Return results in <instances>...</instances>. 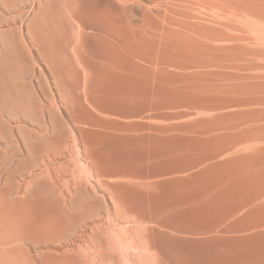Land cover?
Wrapping results in <instances>:
<instances>
[{"label": "rangeland", "instance_id": "obj_1", "mask_svg": "<svg viewBox=\"0 0 264 264\" xmlns=\"http://www.w3.org/2000/svg\"><path fill=\"white\" fill-rule=\"evenodd\" d=\"M46 1L17 0L15 8L7 10L4 6L9 0H0V264H41L43 257H45V262H49L60 253H76L79 255L82 264H235L238 261L237 259L241 260L238 263L242 264L245 257L248 258L252 253H249L251 248H246L248 250L247 253L250 255L245 253L247 251L244 247L246 243L244 245L239 244L243 245L241 249H244V251L241 249L237 250L241 247L237 245L238 242H242H240L241 239L237 242L234 241L235 244H232L233 241L230 244V241L226 240L229 246L225 238L218 237L221 233L224 235V232H220L219 235L216 231L214 234H210L209 237L198 234L193 236L192 234L182 233V228H179L181 227L179 224L176 227L181 233L172 229L173 227L170 225L158 222L160 220L159 189L146 192L135 188L132 178L130 179L128 176L129 171H123L127 168L122 170L127 164L126 160L123 159H128L129 156L126 154L123 158H119L116 152V144L112 138L114 130L111 123L114 117L112 111L109 109L101 111L84 99L81 71L85 66L83 63L82 67L79 56L75 52V48H79L81 43L57 47L41 45L39 47L33 41L32 23L35 17H37L44 5L48 6V8L51 7ZM169 1L171 3L174 2L173 0H130V4L135 7H144L145 5L146 8L154 10L152 21L149 22L147 20L146 23L154 24L157 21L163 23L164 16L162 12H165V16H167L166 12H168L169 16H176L174 20L176 18L178 21L180 20L179 24H192L186 30L188 33L184 31L186 27H184L185 29L183 28L184 30L182 29L184 32L180 31L186 33L184 34V36L186 35L185 39L196 41L199 46H193V42H190V44H193L189 45L187 40L184 42L185 39L180 37L183 34L179 31L172 32L168 30V32L162 30L156 32L155 27H153V42L151 44L153 46L151 50L153 51H151V54L161 49L159 48L161 45L157 43L159 39L165 40L167 36L168 40L171 41L169 42L171 44L168 45L171 46L170 48L168 47V53L173 56L176 52L179 54L182 51V56L184 57H182L184 61L182 67L184 70H191L198 64L195 63L196 61L200 62V66L198 65L194 69L196 71L205 70L212 72L216 84L222 78L226 81L230 79L236 84L240 83L241 86L238 92L241 94L237 93L238 96L234 95L238 100L245 95L250 97L252 95L259 96L263 99L264 88H261L262 92L252 91L254 93H251L246 91L244 87L246 83L249 84L252 81L253 83L264 84V69L260 71L261 65L264 64V56L261 57L264 53L259 51L260 47H257V45L254 47L255 43L253 41L251 43L249 41L244 42L246 37L243 36V33L241 35V32L239 33L245 40L241 37L242 41L239 42L238 30H234L236 33L234 34L233 29H228L227 32L225 28L221 30L212 24L206 25L207 23L202 21L205 17L203 16L205 10L200 4L196 5L198 0L197 2H194V0H179L185 2L182 3L184 4L183 6L179 5L178 0L177 4H169ZM159 2L160 4H162L161 2L167 4L160 5ZM158 4L161 7L164 5L165 7H168V5L174 6L168 7L171 11H165L166 9L161 10ZM191 4L196 5V8L192 7V9L190 7ZM188 9L190 12L194 11L191 13L195 14L199 10L198 13L200 14L201 12L203 14L198 16L199 18L197 19L195 15L198 13L196 12L192 16L187 11ZM179 11L181 13L184 12L181 14ZM186 12L189 13L190 17H185L188 14ZM180 17L181 19L183 17L182 21L178 19ZM141 18L142 16H136L137 22ZM194 19L196 22L199 19L202 21H198L201 23L195 30L192 27L197 25L195 21L194 24ZM170 20L172 21V18ZM183 20L186 21L184 22ZM70 22L73 24L72 20ZM66 23H69L67 19ZM210 27L211 29L214 27L215 30L216 28L219 29L214 31V33V29L211 30V34L217 35L216 32L218 33L221 30L227 34L230 33L229 35L233 33L238 38H234V35V37L229 35L225 37V33H218L222 35H214L212 37L213 35L210 33L206 34L210 32V30H207ZM205 28L207 29L205 30ZM190 29L193 31L191 32ZM200 31H205L203 36ZM198 32H200V35L197 34ZM155 35H158V42L155 40ZM215 37H218L216 39H220L221 42L215 41ZM220 37H223V39ZM229 37L233 38L229 39ZM177 39L179 43L175 42ZM231 39L234 47L240 49L246 47L244 51L241 49V52L239 51L240 49L234 48L231 43L230 48L227 50ZM235 39H238L237 42ZM211 40L215 41V48L218 47V43L220 46L217 49L213 47L211 50L210 44L213 46ZM206 42H209V44L206 45ZM223 42L225 43L223 44ZM153 43L155 44L153 45ZM185 43L186 45H182ZM234 43L238 46H235ZM225 44H228L226 48H224ZM208 45L209 47H207ZM201 46L203 47L201 48ZM156 48L158 49L156 50ZM247 48H249L246 50L247 52L250 51V48L251 52L253 49L256 50L251 54V52L247 53L245 51ZM225 49L228 52L230 51V53H227ZM83 51H86L85 46H83ZM214 51H221L219 52L221 55L217 57L218 53L214 54ZM255 51L257 53L260 52L259 55L262 53V55L259 56ZM208 52L211 56L207 54ZM156 53L154 52L152 55H156ZM192 53H195V55H192L193 61H195L193 62L195 63V65L193 64L194 66L191 65L192 61H189L187 56H185ZM238 53H243L242 55L240 54L242 57L235 55H238ZM200 54L201 56H199ZM223 54L225 59L227 57H229V60L233 59L230 61L225 60L222 58ZM249 55L250 57L254 56L248 58ZM255 55L260 60H257ZM241 58L246 60L244 59L243 61ZM154 59L155 57L153 56ZM207 59L208 61H206ZM236 59L241 62L235 61ZM258 61L261 64H259L260 66L256 64L259 63ZM241 63L248 65V70L245 69V65H242L244 73L248 71V74L247 72L245 74L241 72L243 71L241 70L242 68L240 69ZM237 65L240 66L237 67L238 69L233 68ZM153 66L155 68L154 61ZM228 66L234 75L231 74V71H227L230 70ZM169 67H171L170 64ZM253 67L254 69L257 67L260 72H256L257 69L254 70ZM215 70L216 73L214 74ZM218 70L219 73H217ZM226 71L227 74L225 73ZM236 71L243 73L245 80L243 74H237ZM251 73L253 75L256 74L253 76ZM249 74L254 79L249 76V79L246 80ZM88 82L90 83L92 80L89 79ZM225 88L220 89L221 93L230 90ZM100 96L101 94L98 92L94 96L91 95V98L95 99ZM152 114H154L153 119L158 116V113ZM148 116L150 117L151 114H148ZM93 119L99 121L106 119L108 123L106 122V125H97L92 122ZM48 182L55 189L56 197L54 199L48 196L46 192ZM34 184L39 187V191L35 193L31 191ZM152 194L156 198H153ZM15 200L23 201L14 202ZM46 205H54L58 216L61 211L58 207H62L64 211L62 210L61 213L64 216V220L58 219V217L48 219L42 210L39 209V207H46ZM183 225L182 227L187 229L190 224ZM196 226L190 225L189 230H196V228L199 229L201 226L204 228H200L203 231H205L206 227L209 228L208 225L206 227H204L205 225ZM212 235L218 239L217 241L220 239L224 243L219 241L218 245H214L215 242L213 243V241H216V239L213 241L209 239ZM185 237L187 238L185 239ZM188 239L191 241L188 242ZM184 241L187 242L185 243ZM221 243L224 246L226 244L230 249L232 247L231 251L236 253L238 251L236 254L230 252V249L227 248L230 253H234V261L237 260L235 263L232 261V254L229 255L228 251V256L226 255L225 257L226 252L224 254L222 252L220 255L219 251L227 250L223 246H221L223 247L221 249L219 246L222 245ZM212 244L214 249H212ZM232 245L237 246L235 248ZM215 246L220 247V250ZM24 249L26 250L25 253ZM207 249L209 250L207 251ZM213 250L216 251L215 253L218 252V255H215ZM229 259L232 263H228ZM245 262L250 264L246 260Z\"/></svg>", "mask_w": 264, "mask_h": 264}, {"label": "crops", "instance_id": "obj_2", "mask_svg": "<svg viewBox=\"0 0 264 264\" xmlns=\"http://www.w3.org/2000/svg\"><path fill=\"white\" fill-rule=\"evenodd\" d=\"M16 2H17V0H9V2L8 3H6L5 4V9H7V10H11V9H13V8H15V6H16ZM46 3H48V4H50L51 5V7L50 8H48V6H45L44 5V7L42 8V10L40 11V13L37 15V17H35V22L33 21V23H32V37H33V41L34 42H36L37 43V45L40 47L41 45H48V46H54V47H57V46H64V45H68V44H77V42H81V45H80V47L79 48H75V52H76V54L78 55V56H80L79 57V59H80V62H81V64H82V67H83V63H84V66L86 67V69L85 68H83L82 70H84L83 72L81 71V74H83V76H81V78H84L83 80H84V82H83V80H82V83H84L83 84V96H84V99H85V101H88L89 100V102L90 103H93V105H95L98 109H100L101 111L102 110H107V109H109V110H111L112 111V113H113V115H114V117H113V120L111 121V123H112V128L114 129L113 130V133H112V138H113V141H115V144H116V152H117V154H118V156H119V158H123L126 154L129 156V158L128 159H123V160H126V162H127V164H125L124 162H122V163H124L125 164V166H124V168H122V169H125V168H127L126 170H123V171H129V173H128V176L130 177V179L132 178V182L134 183L133 185L135 186V188H137V189H140V190H144V191H146V192H149V190H156V189H159V192H160V194H159V196H158V199H159V216H160V220H158V222H160L161 224H164V225H170L171 227H173L172 229H175L177 232H180V231H178L177 230V227H176V225H178V223L179 224H183V222H185V220H190V221H186V222H193L194 223V221H192V220H198V221H195V223L194 224H200L201 223V221H199L201 218V220H202V222L204 221L203 220V217H201V218H199V219H197L198 217H200V215H201V209L199 210V207L200 206H197V205H200V204H198V203H196V201L197 202H201L202 203V200H203V198L202 197H208V199L209 198H211L212 197V195H210L211 197H209V195L208 196H206V193L207 194H209L208 193V191H206V193H205V190H211L210 191V193L212 194V193H214L215 192V194H218L217 196L215 195L214 196V198L215 197H217V199H220L219 197L220 196H222V198L221 199H224V197L225 196H223V195H225V194H229V196L231 197L232 196V199L230 198V199H228L229 201V204L231 203V201L234 199L233 198V196H235L236 194L237 195H240V196H242L243 195V193H242V195H241V192H244V195H246V196H249V195H251V197H252V195H253V198L254 199H256L255 198V194H256V196L258 195V191H256V190H259V187H258V185L260 186V183L259 182H257V180L258 179H256V174L258 173V172H260L261 170H262V167H263V165H259L258 163H257V160L258 159H260V157H262V156H264L263 154H264V145H263V143H264V141H260V140H264V132L261 130V132H260V128H261V126L262 125H264V121L263 122H261V121H257L256 120V122H258V124H259V126L254 122V125H257L258 127H259V132H258V129H257V127L255 128L253 125V127H254V129H257V131H252V130H249L252 126L250 125V124H252L253 123V121L252 120H254V119H252V120H249V123L250 124H248V119H246V116L248 115V113L250 114V111L251 112H254V113H256V115H261V116H263L264 117V112L262 111V109L264 110V108L262 107V106H264V104H262V103H256L255 105L254 104H252V105H254V107L253 106H251V104H244V106L242 105V103H216L215 102V98H216V96L215 95H213L212 97H210L209 95H206L207 97H204V99H205V101L206 102H202V103H200V95H198V93L200 94V91L198 92H196V89H198V90H200V87L202 86V87H205L206 89H207V91H210V90H214V88L216 87V85L217 84H212V82H216L214 79V75H212L211 73H209V72H203V74H199V73H202V72H198V71H196V70H193L194 68H192V70H190V71H188L187 70V72H185V70H184V73H182L183 72V67L182 66H178V64H179V62L180 61H178V59H175V61L177 60L178 61V63H177V61H176V63L174 62V64L176 65V67H177V69H174V67L173 68H169L167 65H164V64H162V62L164 61L165 63L167 62L166 61V58H164V57H166V56H164V57H160V55L157 57V56H154L155 57V59H154V63H157L158 61V63L157 64H155L156 66H155V68L154 69H156V71H157V73L155 72V70L153 69V55L151 54V44H152V42H153V35H152V32H153V26L151 25H149V24H144V23H142L141 24V22H140V20H139V22H137V20H136V16L138 15H140V16H142V12H145V11H148V9H145V8H141V9H120V8H109V9H105V10H102V12H101V10L99 9V8H89V9H87V13L85 14V17L87 18V19H84L83 21H85V23H86V25L84 24L83 25V23H82V25L81 24H79L78 22H76V19L74 18V15H71L72 14V12L73 13H75L76 14V12L75 11H78V7L77 6H75L76 5V2H75V0H47L46 1ZM70 4H71V6H70ZM54 6H55V8H56V10L58 11H56L55 10V8H54ZM69 6H70V8L71 9H69ZM69 10H71V11H69ZM78 8V9H77ZM77 9V10H76ZM145 9V10H144ZM55 10V11H54ZM73 10V11H72ZM141 10V11H140ZM100 11V12H99ZM54 12H56L55 14H54ZM68 12H71V13H69L71 16H69L68 15ZM83 13H84V10H83ZM89 13V14H88ZM115 13V14H114ZM127 13V14H126ZM56 14H58V16H60V17H58ZM117 14V15H116ZM132 14V15H131ZM53 16V17H52ZM56 16V18L57 19H55L54 17ZM89 16H91V17H89ZM94 16V17H93ZM131 16H132V18H131ZM93 17V18H92ZM123 17V18H122ZM59 18H64L63 20H58ZM73 20H72V19ZM88 18H89V20H88ZM91 18V19H90ZM125 18V19H124ZM66 19L69 21V23H66ZM75 19V20H74ZM133 19V20H132ZM56 20H57V24L58 23H63L64 21V23H63V25L62 24H59V25H61L60 27H56V30L54 29L55 28V25L53 24V23H55L56 22ZM73 21V24L70 22V21ZM55 21V22H54ZM89 21H91V22H89ZM100 21V22H99ZM114 21H116L115 23H114ZM127 21V22H126ZM131 21V22H130ZM53 25H52V24ZM71 23V24H70ZM79 24V26H80V28H82L83 29V27L84 26H87V28H89V26H90V28L89 29H87L86 27H84V29L82 30L81 29V32H82V34H83V36H82V34L80 33V31H79V26L77 25V24ZM87 23H88V25H87ZM90 23H92V24H90ZM56 24V23H55ZM75 24V25H74ZM90 24V25H89ZM137 24V25H136ZM141 24V25H140ZM58 25V26H59ZM96 25H98V26H96ZM148 25V26H147ZM74 26H77V28L76 27H74ZM96 27H98V31H97V28ZM102 27V28H101ZM58 28V29H57ZM95 28H96V30H95ZM74 29H75V32H74ZM88 30V32H90V33H88L87 32V30ZM117 29V30H116ZM58 30H59V32H58ZM160 30H161V28L160 27H157L156 29H155V31L156 32H160ZM56 31V32H55ZM129 31H132V33L131 34H128L129 33ZM162 31V30H161ZM58 32V33H57ZM73 32H74V35H73ZM96 32V33H95ZM57 33V34H56ZM126 33H127V35H126ZM55 34H56V36H55ZM78 34V35H77ZM79 34L81 35L80 37H79ZM85 35V36H84ZM91 35V36H90ZM99 37V39H98V37ZM130 35V36H129ZM75 36H77L78 37V39H77V37H74ZM95 36V37H94ZM126 36V37H125ZM128 36V37H127ZM151 36V37H150ZM55 37H60V39L61 40H59L58 38V40L55 38ZM87 37V39H85ZM91 37H93V38H95V42L93 41L94 39L92 38V42L91 41H89V39H91ZM122 37V38H121ZM140 37L141 39H143L144 38V40L142 41V40H140V39H138V38ZM71 38H72V41H70L71 40ZM74 38V39H73ZM80 38V39H79ZM128 39V41L130 42H128L127 41V39ZM53 39H56V41H57V43H56V41L54 42V40ZM103 39V40H102ZM82 40H83V42H82ZM98 40V41H97ZM125 40V41H124ZM138 40V41H137ZM155 40L156 41H158V35H155ZM61 41V42H60ZM85 41V42H84ZM127 41V42H126ZM144 41L146 42V44L144 43ZM70 42V43H69ZM87 42V45L85 44ZM141 42L143 43V45L145 46H142L141 45ZM60 43V44H59ZM88 43H92V45L91 44H88ZM95 43H98V44H96L95 45ZM102 43V44H101ZM149 43H150V45H149ZM62 44V45H61ZM94 44V45H93ZM105 44V45H104ZM109 44V45H108ZM111 44V45H110ZM129 44H131V45H129ZM89 45V46H88ZM98 45L101 47L102 45H104L103 47H106L107 46V48H103V47H101L102 49H100V50H97V49H99V47H98ZM125 45V46H124ZM129 45V46H128ZM133 45H135L134 46V48H132L133 47ZM149 45V46H148ZM83 46H85V48H86V51H83ZM90 46H91V48H90ZM127 46V47H126ZM132 46V47H131ZM147 46V47H146ZM94 47H97V48H95V50H97L98 51V53H97V51H95V53L98 55H94L95 53H93L94 52ZM124 47H126V48H124ZM131 47V48H130ZM140 47V48H139ZM90 49V51H88L89 49ZM93 48V49H92ZM109 48V50H107ZM124 49H127L128 51L126 52L125 51V53L127 54L128 52V54L126 55L123 51H124ZM134 49V51H132ZM78 52H77V51ZM93 50V51H92ZM145 50V51H144ZM100 51V52H99ZM108 51L111 53H109L108 54ZM119 51V52H118ZM83 52V54L81 55V53ZM88 52H90V53H93L92 55L90 54V55H88ZM102 52H105V53H102ZM148 52V53H147ZM80 53V54H79ZM103 55H102V54ZM107 53V54H106ZM130 53H132L131 55H130ZM149 55H147V54ZM55 54H56V52H55ZM87 55H88V57H87ZM104 55H106L105 57H103ZM128 55H130V59H127L125 56H127L128 58H129V56ZM140 55V56H139ZM149 58L148 60H146L147 59V57ZM150 55H152V58H151V56ZM83 56V57H82ZM90 56V57H89ZM100 56V57H99ZM131 56H133L132 57V59H131ZM139 56V57H138ZM159 57H160V59H159ZM103 58V59H102ZM108 58V59H107ZM133 58H135V60L133 59ZM137 58H138V60H137ZM142 60H141V59ZM156 58L158 59V60H156ZM88 59H89V62H88ZM99 60V61H98ZM105 60H106V62H105ZM129 60H133L134 61V63H133V61H132V63H130L131 61H129ZM136 60H137V62H136ZM144 60V63H142V61ZM146 60V61H145ZM156 60V61H155ZM102 61H104V62H102ZM149 61V62H148ZM98 62V63H97ZM108 62V63H107ZM135 62H136V64H135ZM163 62V63H164ZM96 63V64H95ZM137 63H139L138 65H137ZM113 65L112 67H110V65ZM89 65V66H88ZM131 65V66H130ZM137 65V66H136ZM146 65V66H145ZM161 66H163V69H162V67ZM167 66V67H166ZM90 67V68H89ZM94 67V68H93ZM150 67V68H149ZM175 67V68H176ZM180 69H179V68ZM159 68V69H158ZM112 69V70H111ZM115 70V71H114ZM122 70V71H121ZM131 70H133V71H131ZM160 70V71H159ZM172 70H174V71H172ZM175 70H177V72L178 71H180V70H182V72L180 71V73L178 74V73H176V71ZM87 71V72H86ZM112 71V72H111ZM113 71L116 73V74H118V75H115L114 73H113ZM120 71V72H119ZM147 73H146V72ZM162 71V72H161ZM165 71V72H164ZM86 72V74H84ZM90 72V73H89ZM102 72V73H101ZM108 72V73H107ZM142 72V73H141ZM197 72H198V74H197ZM120 73V74H119ZM122 73V74H121ZM128 73H129V75H128ZM135 73V74H134ZM144 73V74H143ZM146 73V74H145ZM172 73V74H171ZM184 74L183 75V77L185 78H183L182 77V75H180V74ZM190 73H192V74H190ZM193 73H194V75H196L197 77H194V75H193ZM196 73V74H195ZM204 73H206V74H204ZM208 73V74H207ZM127 75L126 77L124 76V75ZM150 74H156V75H154V76H152V78H149V76H150ZM170 74L171 75H173V76H175V77H173V76H170ZM85 75V76H84ZM87 75V76H86ZM120 75V76H119ZM123 75V76H122ZM147 76V78H148V80H152L151 82L149 81V82H147L148 80H147V78H146V76ZM191 75L194 77V78H196L195 80H199V83L198 82H196L195 80V82L196 83H198V85L196 84V83H194V82H192L193 81V77H191ZM201 75V76H200ZM203 75V76H202ZM209 75H210V77L211 78H209ZM133 76V77H132ZM150 76V77H151ZM158 76H161L160 78H158ZM167 76H168V80H170L171 82L173 81V86H172V83H171V85H170V81H168L167 80ZM179 76V77H178ZM122 78L121 80L119 79V78ZM143 77V78H142ZM154 77H156V78H154ZM166 79H164V78ZM174 78V80H173V78ZM177 77V78H176ZM190 77V78H189ZM206 77V81L204 82V84L205 83H207V84H205V85H202V82H203V80H204V78ZM86 78V79H85ZM119 80H118V79ZM137 78V79H136ZM145 78H146V82H145ZM181 78H183V80L181 79ZM186 78H188V80L186 79ZM199 78H201V80L199 79ZM209 78V79H208ZM89 79L90 80H92V82H90V83H88V81H89ZM144 79V80H143ZM154 79V80H153ZM172 79V80H171ZM213 79V80H212ZM118 80V81H117ZM161 80H164V81H161ZM177 80V81H176ZM182 80V81H181ZM184 80H187V81H184ZM192 80V81H191ZM211 82H209V81ZM143 81V82H142ZM154 81H155V83H154ZM157 81V82H156ZM165 81H168L169 82V84L167 83V82H165ZM174 81H176V83L174 82ZM181 83H180V82ZM201 81V82H200ZM153 82V83H152ZM162 82H163V84H162ZM182 82H183V84H182ZM190 82H192L191 84H190ZM208 82H209V84H212L211 86L212 87H214V88H211L210 87V85H208ZM120 83H121V86H120ZM147 83V84H146ZM153 85H155L154 87L155 88H153L152 89V87H150L152 84ZM182 84V85H180V84ZM187 83V84H186ZM194 83V84H193ZM119 84V85H118ZM128 84V85H127ZM130 84V85H129ZM146 84V85H145ZM150 84V85H149ZM159 84V85H158ZM176 84V85H175ZM197 86H196V85ZM126 87H125V86ZM148 85H149V87H150V89L151 90H153V91H149L151 94H150V96L151 97H149L148 95H149V92H148V90H150V89H148ZM152 85V86H153ZM163 87H162V86ZM169 85H170V87H169ZM184 85H186V87L184 86ZM201 85V86H200ZM129 86V87H128ZM165 86H168L167 87V89L166 88H164ZM192 86H195V88H193ZM199 86V87H198ZM208 86H209V88H208ZM89 87V88H88ZM163 89H165V90H163ZM174 87H175V89H174ZM180 87V90L182 89V91H183V93H185V94H187L188 95V98L189 97H192V99H194L195 97H197V96H199L198 98H195L193 101H192V99L190 98L189 100H190V102H189V100H188V98H187V95H185L184 94V96H182L183 95V93H182V91H180L178 88ZM189 87V88H188ZM145 88H146V90H145ZM174 89V91H173V89ZM188 88V89H187ZM88 89H89V91H88ZM144 89V90H143ZM156 89H158V90H160V92L158 91V90H156ZM168 89H169V91H168ZM178 89V90H177ZM189 89H190V91L191 92H193V91H195V92H193V96H190L191 95V92H189ZM121 92H120V91ZM133 90V93L131 94V91ZM162 90L164 91V93H165V91H166V93H169V92H171V90H172V93H175V94H173L174 95V97L176 96V95H178V96H176V99L172 96V93H170V96H168L169 94H166L165 93V95L164 96H168L167 98H169L170 97V101H172V102H170V101H168V99L167 98H164V96H163V92H162ZM212 90V91H213ZM95 91V92H94ZM180 91V92H179ZM185 91H187V92H185ZM98 92H100V94H101V96L100 97H102V98H100V97H97V98H91V95L92 96H94L96 93H98ZM124 92V93H123ZM129 92V93H128ZM148 92V93H147ZM162 93L161 95L163 96V100H162V98H160V94H157V93ZM177 92H179L178 94H176ZM123 93V94H122ZM129 94V95H127V94ZM136 94V95H133V94ZM195 94H197L196 96H195ZM214 94V93H213ZM126 96V98H125V96ZM130 95H133L134 96V98H135V100H133L132 101V98H133V96L131 97ZM141 95H143V96H141ZM152 95H158L156 98H159L158 99V101H160V99H161V107H163V109H165L164 111L165 112H167V113H165L164 111H163V109H162V111L160 110L161 108L160 107H158L159 106V104H160V102H157L156 100V102H155V105H154V107H152L153 105H151L150 103L149 104H147L148 102L147 101H150L151 103H154V102H152V98H154L155 99V96L154 97H152ZM127 96H129V97H131L130 98V101L131 102H129L128 100H126V99H129V97L127 98ZM186 96V98H184V100H183V97H185ZM195 96V97H194ZM208 96L210 97V98H212V99H210V98H208ZM124 97V98H123ZM180 97V98H179ZM133 98V99H134ZM180 99V101L182 102H179L178 100ZM203 98V97H202ZM209 100H208V99ZM146 99H148V100H146ZM152 99V100H151ZM164 99H165V101L167 102V103H169L168 105H167V103H165V101H164ZM167 99V100H166ZM182 99V100H181ZM186 99V100H185ZM199 100V101H198ZM210 100L212 101V102H210ZM135 101V102H134ZM141 101H143V102H141ZM145 101L147 102V103H145ZM173 101H174V103H173ZM177 101V102H176ZM198 101V102H197ZM134 102V103H133ZM188 102V103H187ZM143 105H142V104ZM170 103H173V105H170ZM178 103V106L177 105H175V104H177ZM181 103V104H180ZM185 103V104H184ZM193 103V104H192ZM199 103V104H198ZM144 104H145V106H144ZM182 104H183V106H182ZM195 104H197V105H195ZM201 104H204V105H201ZM208 104V105H207ZM214 104V105H213ZM215 104H217V105H215ZM141 105L142 106H144V108H143V110H144V113H141V112H143V111H141L142 110V108H139V107H141ZM146 105L148 106V107H150L149 109V111H148V108L146 107ZM158 105V106H157ZM175 105V106H174ZM188 105V106H187ZM192 105H194V107L192 106ZM208 107H207V106ZM232 105H234L233 107H232ZM239 105H240V107H239ZM131 106V107H130ZM155 106H157V107H155ZM173 106V107H172ZM177 106V107H176ZM207 108H206V107ZM216 106H217V108L218 109H216ZM225 106V107H224ZM229 106V107H228ZM235 106H237V107H235ZM261 106V108H259ZM135 107H137L136 108V110L134 111V109H135ZM157 108L159 111H160V113H159V111L157 110V109H152V108ZM182 107L185 109V108H188L187 110H183L182 109ZM192 107V108H191ZM197 107V108H196ZM203 107H205L206 109H207V111L205 110V109H203ZM212 107H214V109L212 108ZM224 107V108H223ZM240 108V110H239V108ZM250 107H253L252 109H253V111H252V109L250 108ZM256 107V108H255ZM129 108V109H128ZM147 108V109H146ZM167 108V109H166ZM179 110H178V109ZM183 110V111H187V113L186 114H188L189 113V119H191L192 117V115L194 114V115H196V112H200V113H202V115L201 114H198V116L199 117H197L198 119H196V118H194V116H193V120L194 119H196L195 120V122L192 120V126H193V128L191 127V120L189 121V122H187L188 124L186 125V120H185V118H183V116L181 115H179V113L180 112H178V111H182L181 109ZM210 110H209V109ZM211 108H212V110H211ZM228 108V109H227ZM230 108V109H229ZM234 109V110H232V109ZM242 108V109H241ZM247 108V109H246ZM249 108V109H248ZM261 109V111H259V109ZM138 109V110H137ZM170 109L171 110H174V111H170ZM176 109V110H175ZM198 109H201V111L200 110H198ZM220 109V110H219ZM128 110H130V111H132V112H130V111H128ZM145 110H147V111H145ZM157 110V111H156ZM194 111V110H196V111H194V113L192 112V115H191V112H189V111ZM198 110V111H197ZM213 111L212 112V114H211V112H209V111ZM223 110V111H222ZM226 110V111H225ZM228 110V111H227ZM243 110V111H242ZM250 110V111H249ZM256 112H255V111ZM258 110V111H257ZM118 111V112H117ZM130 112V116L131 117H136V115H137V117L136 118H131L130 116H129V113H125V112ZM153 112V113H158V116L160 117V116H164V117H160V118H157L158 120L159 119H164V120H162L161 122H157V120L154 118H148V114H150L151 112ZM154 111H156V112H154ZM170 112V114H169V112ZM204 111H205V113H204ZM220 111H222L221 112V116H225V115H229V116H225V117H220ZM225 111V112H224ZM235 111V112H234ZM248 112L247 114H246V112ZM134 112V113H133ZM145 112L147 113L145 116L144 115H142V114H145ZM173 112H175V114H176V112H177V116L179 115L180 117H176V115L173 113V115H172V113ZM207 112H209V113H207ZM227 112V113H226ZM237 112L239 113V114H237ZM241 112H242V114H241ZM118 113V114H117ZM119 113H121L120 114V116H119ZM183 115H184V113L183 112H181ZM203 113L204 114H206V115H208V116H205V115H203ZM218 114V116L220 117V119H222L221 121H220V119H219V121L221 122H218L216 119H218L219 117H211L210 115H217ZM258 113V114H257ZM260 113V114H259ZM262 113V114H261ZM127 115V116H125V115ZM135 114V115H134ZM140 114H141V116H140ZM152 114V113H151ZM162 114V115H161ZM164 114V115H163ZM168 115V117H166L165 115ZM224 114V115H223ZM253 114V113H252ZM116 115H118V116H116ZM124 115L126 118H124V116L122 117V116ZM134 115V116H133ZM191 115V116H190ZM214 115V116H215ZM239 115V116H238ZM255 114H253L252 116L255 118L256 117V115L254 116ZM172 116V117H171ZM173 116H175V117H173ZM187 115H185L184 117H186ZM200 116H202V117H200ZM205 116V117H204ZM231 116H233V118L231 117ZM241 116V117H240ZM244 116V117H243ZM248 116H251V115H248ZM116 117H118V119H117V121L115 120L116 119ZM145 117L147 118L146 120H145ZM152 117H153V114H152ZM155 117H157V116H155ZM169 117H170V119L172 118V119H175V120H173L174 122H178V123H174L173 121H171L170 119H169ZM204 117V118H203ZM206 117L208 118V119H206ZM240 117V118H239ZM166 118H168V119H166ZM178 118H180L181 120H177ZM228 118V120H226V119ZM242 118H244V121L246 122V123H244L243 124V126H242ZM166 119V120H165ZM182 119H184V120H182ZM187 119V118H186ZM208 121H206V120ZM214 119V120H213ZM225 119V120H224ZM230 119V120H229ZM133 120H135L136 122L137 121H139V120H141V121H139V122H141V123H136V124H134L135 122L133 121ZM145 120V121H144ZM149 120V121H148ZM169 122H168V121ZM201 121V124H199V121ZM224 120V121H223ZM146 121H148L149 122V124H151L150 123V121L152 122V124H151V126L153 127V130H152V127H150L149 126V124L146 122ZM182 121V122H181ZM188 121V120H187ZM203 121V122H202ZM229 121V123L230 124H226L225 122H228ZM243 121V122H244ZM250 121H252V122H250ZM255 121V120H254ZM92 122H95L97 125H99V124H101V125H106L107 123H108V120H106V119H102V120H97V119H93L92 120ZM107 122V123H106ZM115 122H116V126H115ZM132 122H134L133 124L134 125H140V124H142L143 126H144V124H143V122L145 123V127L143 128V127H141L142 125H140L139 126V128L138 127H136L135 126V128H133L132 129V127L134 126L133 124H132ZM154 122V123H153ZM164 122V123H163ZM166 122V123H165ZM169 124H168V123ZM171 122V123H170ZM183 122H184V125H183ZM197 122V123H196ZM217 122H218V124L219 125H221V126H217ZM223 122H224V126H223ZM233 122V123H232ZM240 123L241 125H238V124H236V125H238V126H236L237 127V129H233V130H237V132H241L243 129H242V127H244V126H246V125H248L247 127H244L245 128V130H246V134L242 131V133L244 134V135H241V136H243V141H241V143H240V139H242V137L241 138H239V140H238V142H237V138L238 137H240V136H238L239 134L238 133H233L234 135H235V138H234V140H233V137H234V135L233 134H231V135H233L232 136V139H229V136H231L230 134H228V135H226V137L225 136H219V135H225L224 134V132L225 131H230L231 129H232V127L235 125L234 123ZM155 123H158L157 125H155ZM164 124L165 126H169L170 128H166L165 126L163 127V125L161 126V128H160V124ZM167 124V125H166ZM170 124H171V126H170ZM176 124V126H172V125H175ZM177 124H182L181 126L180 125H177ZM204 124V125H203ZM210 124V125H209ZM246 124V125H245ZM155 125V126H154ZM187 126V129H184V128H186V126ZM188 125H189V127H191V128H189L188 127ZM197 125H199V126H197ZM207 127H206V126ZM211 125H213V127H215V126H217L218 127V129L216 130V128L217 127H215L214 129L213 128H210L211 127ZM225 125H228V126H225ZM230 125H233V126H231L230 127ZM250 125V126H249ZM126 126H128L129 128H128V130H130V131H128L127 132V127ZM130 126H132V127H130ZM147 126H148V128L149 129H147ZM159 126V127H158ZM167 126V127H168ZM178 126V127H177ZM210 126V127H209ZM116 127V128H115ZM119 127V128H118ZM124 127H126V128H124ZM171 127H172V129H171ZM174 127H177L176 129H174ZM180 127H182L183 128V131H181L180 129H182V128H180ZM201 127V128H200ZM205 127V128H204ZM209 127V128H208ZM225 127V128H224ZM231 128V129H227V128ZM235 127V128H236ZM238 127H239V129H238ZM124 128V129H123ZM151 128V129H150ZM158 128H160L159 130H158ZM168 129V130H164V129ZM189 128V129H188ZM200 128V129H199ZM203 128H204V130L206 131V132H209V131H212V132H214V133H212L211 132V134L210 133H207V135H206V133H204V130H203ZM221 128V129H220ZM155 129V130H154ZM196 129V133H193V132H191V131H193V130H195ZM198 129V130H197ZM201 129H202V131H203V133L204 134H202V131H201ZM224 129V130H223ZM251 129H253V128H251ZM262 129V128H261ZM115 130H118V131H116L115 132ZM149 130H152V133L154 132H156L155 133V135L157 136H155L154 134H152V133H150V131ZM162 130V131H161ZM173 130V131H172ZM186 130L187 131H189V133L190 134H188V132L186 133ZM191 130V131H190ZM209 130V131H208ZM221 130H223V132L221 131ZM233 130H231V132H234ZM238 130H240V131H238ZM121 131V132H120ZM171 133H170V132ZM198 131V132H197ZM201 131V132H200ZM227 131V133H231V132H228ZM250 132L251 131V133L249 134V133H247V132ZM161 132H162V134H161ZM172 132L175 134V132H176V134H177V136H176V134L175 135H172ZM180 133V136H181V134H182V136L184 137V138H187V137H189V138H196V140L195 139H193L194 141H196V142H199V139L201 138L202 140L204 139V137H206L207 138V136L209 137L210 135H213L214 136V134H218V136H219V138H220V140H223V139H225V138H227L228 137V141L226 142L227 144H228V142H229V140H233V142H231V145H229V146H227V144L225 143V146H223V145H221V147L223 148V150H222V148H218V146H219V144L221 143V144H223L222 143V141L220 142V140L216 137V139H214V137L212 136V137H209V139H210V141H212L213 143H211V142H209L208 143V141H207V139H204L203 141L201 140L200 142L201 143H205V145H203L202 147H204V148H206L207 146H210V147H207V149L209 148V153H210V155L214 158L215 156V159H214V163L216 162L217 164H215L216 166L215 167H217V166H219L218 164L220 163L221 165H226V166H219L218 168H213V163H212V165H211V161H212V158L209 160V153H207L208 151L206 150V154H205V149H204V154L205 155H208L209 157L207 158L206 156H204V155H199V153L203 150V148L201 147V143H199V144H201V145H199L198 143H197V145H199V146H197V145H195L196 143L193 141V140H191V141H193L192 143L188 140V142H190V144L188 143L187 144V140H185L183 137H181L185 142H186V144L187 145H189V146H191V149H198V150H194L193 149V151H194V154L195 153H197V152H199L198 154H195V156H197L198 155V157H195L194 156V154H192L193 153V151L190 149V147H188L186 144H185V142L181 139V138H178L179 140H181L185 145H182L181 144V141H179V140H177V137H178V133ZM183 132V133H182ZM195 132V131H194ZM216 132H219V133H216ZM252 132H253V134H252ZM158 133V134H157ZM221 133V134H220ZM241 133V134H242ZM167 134V135H166ZM185 134H187V135H185ZM196 134V135H195ZM208 134H210V135H208ZM248 134H249V136H248ZM148 136V138L146 137V136ZM149 135L151 136V137H149ZM170 135H172V136H170ZM185 135V136H184ZM236 135L238 136V137H236ZM246 135V136H245ZM141 136V137H140ZM162 136H164V137H162ZM166 136H170L169 138H166ZM179 136V137H180ZM187 136V137H186ZM244 136L246 137V138H244ZM250 136H252L250 139H249V137ZM255 136H258V138L256 137V139H255ZM146 137V138H145ZM174 139V140H171L170 141V139H172V138ZM174 137H176V139L174 138ZM197 137H200L199 139L197 138ZM203 137V138H202ZM225 137V138H224ZM261 137H263V138H261ZM157 138H158V140H157ZM248 138V139H247ZM255 139L253 142H252V139ZM261 138V139H260ZM117 139V140H116ZM135 139H139L138 141L137 140H135ZM159 139L160 140H162L163 142H164V146L165 147H167L166 145H165V142H166V144H167V141H168V144L170 145H172V144H174V143H176L177 145V147L175 146V144L173 145V146H171V148L173 149L172 150V153L171 152H168L169 150L171 151V148H170V146L168 145V147L170 148L169 150H166L167 148H164V146H163V144H162V149L165 151V153L164 152H159V150L161 149V148H159L158 146L159 145H161V141H159ZM165 139H167V141L165 140ZM188 139V138H187ZM245 139H247L246 141H245ZM132 140V141H131ZM198 140V141H197ZM226 140V139H225ZM121 142V143H119V142ZM133 141H135V142H133ZM158 141V142H157ZM204 141H206V142H204ZM217 141V142H216ZM236 141V143H240L241 145H239V146H241L240 147V149H235L236 147L238 148L239 146L237 145H235V142ZM245 141V144H243L242 142H244ZM249 141H251V142H249ZM258 141H260V142H258ZM116 142H118V143H116ZM138 142V143H137ZM153 142H155V144L153 143ZM162 142V143H163ZM178 142H179V144H178ZM220 142V143H219ZM258 142V143H257ZM122 143H124L123 145H124V147H127V146H129V148L127 147V149L128 150H126V149H124L123 148V145H122ZM152 143L154 144V145H152ZM157 143H159V145L158 146H156L155 148H154V146L157 144ZM217 143H219L218 144V146L217 147H214V145H216ZM259 143H261V145L259 144ZM120 144H121V146H122V149H121V146H120ZM125 144H126V146H125ZM194 146H192V145ZM207 144H209V145H207ZM212 144H214V145H212ZM235 146H234V145ZM246 144H248L247 146H246ZM251 144V145H250ZM255 146H254V145ZM138 145V146H137ZM151 145V146H150ZM244 145V146H243ZM120 146V149H118V147ZM197 146V147H196ZM213 146V147H212ZM254 146V147H253ZM259 146V147H258ZM143 147V148H142ZM153 147V148H152ZM181 149V151H180V149ZM193 147V148H192ZM198 147H200V149L198 148ZM212 147V148H211ZM226 147H228L226 150H227V152H229V154L226 152V151H224L225 149L224 148H226ZM235 147V148H234ZM255 147H257V149L255 148ZM261 147H262V149H261ZM145 149V150H139V149ZM177 148V149H176ZM182 148H184V150H185V152H182ZM186 148V149H185ZM215 149L214 150V152L211 150V149ZM230 148H234L235 150L234 151H232V149L230 150ZM249 148H250V150H249ZM254 148V149H253ZM259 148V149H258ZM153 149H155V150H153ZM159 149V150H158ZM202 149V150H201ZM253 149V151H251ZM126 150V151H125ZM137 150V151H136ZM149 150V151H148ZM156 150H157V152H159L158 154H169V153H171L173 156H175L174 158H170V157H173V156H171L170 154V156H169V158H166V157H168V155H163V157L165 158H163V157H159V155L157 156L158 158H159V160H151L152 158H150V155L152 154V153H155L156 152ZM177 150V154H179V155H177L176 153H173V152H175ZM192 152H191V151ZM237 150V151H236ZM241 150V151H240ZM123 151H125L124 153H123ZM132 151H133V153H132ZM136 151V152H135ZM148 151V152H147ZM153 151H155V152H153ZM162 151V150H161ZM190 151V152H189ZM215 151H217V154H216V152ZM221 151H224V153L222 154L221 153ZM231 151L233 152V154H234V156H233V154L231 153ZM244 151H246V152H244ZM247 151H248V153H247ZM166 152H168V153H166ZM186 152H187V154H186ZM235 152V153H234ZM243 152H244V154H243ZM253 152H254V154H253ZM262 152V153H261ZM122 153V154H121ZM136 153H137V156H136ZM144 153H146V155L144 154ZM182 153H185L184 154V156H192V158H191V160H193L192 162L193 163H195V164H193V166H192V168H190L191 167V165H192V162H191V160H190V163H191V165L190 166H188L187 164H184V163H187L188 161H184V163H182V164H184L185 166H186V168L184 167L183 168V165L182 164H179L178 165V162L180 163V162H183L181 159L183 158V154ZM189 153H190V155H189ZM202 152L200 153V154H203ZM214 153L216 154V155H214ZM218 153L220 154V156L222 155L223 157H217V155H218ZM237 153H239V154H237ZM243 154V155H241V154ZM135 154V155H134ZM150 154V155H149ZM156 154V153H155ZM232 154V155H231ZM237 154V155H236ZM251 154H253V155H251ZM131 155H133V156H131ZM154 155V154H153ZM157 155V154H156ZM156 155H155V159H157V157H156ZM182 156V158L180 159V157ZM224 155H226V156H224ZM228 155V156H227ZM247 155V156H246ZM142 156V157H141ZM146 156H148L150 159H149V161H147L148 160V157H147V159L146 160H144V158L143 157H145L146 158ZM162 156V155H161ZM177 156V157H176ZM180 156V157H179ZM199 156H200V158H201V161H202V159L204 158H207V159H205V161L203 160L202 162H200L199 163ZM239 156V157H238ZM254 157V158H252V157ZM134 157H135V159H134ZM136 157H138V159L136 158ZM141 157V158H140ZM151 157H152V155H151ZM186 157H184V160H185V158ZM193 157H194V159H193ZM232 157V158H231ZM234 157H238V158H236V159H240V160H238L237 162H239L238 163V166L236 165H234L233 164V167H231L230 165H229V163L230 164H232V163H235L234 161H235V159L233 160V158ZM247 157H250V158H247ZM256 157H258V159L256 158ZM196 158H198V160H196V161H194ZM219 158V159H218ZM221 158V159H220ZM227 158H228V160H227ZM230 158V159H229ZM245 158V159H244ZM247 158V159H246ZM256 158V159H255ZM172 159V160H171ZM181 161H180V160ZM186 159H189V158H186ZM216 159H218V160H216ZM251 159V160H250ZM254 159V160H253ZM160 160L162 161V163L163 162H165V164H167L168 165V168L167 167H165V170L163 171V174H162V172H161V168H160V166L162 165V164H160L161 162H160ZM169 160V161H168ZM171 160V161H170ZM224 160V161H226L227 160V162L228 163H225L224 164V162H222V161ZM230 160V161H229ZM248 162H247V161ZM137 161V162H136ZM143 161H145V162H143ZM167 161V162H166ZM197 161H198V164H197ZM208 161H210V162H208ZM218 161H219V163H218ZM252 161V162H251ZM147 162V164H145ZM159 163L160 164V166H159V168H158V166H157V163ZM213 162V161H212ZM247 162V163H246ZM249 162H251L250 164H249ZM151 165H149V164ZM154 163V164H153ZM202 163L204 164L203 166H202ZM210 163V164H209ZM254 163V164H253ZM136 164V165H135ZM158 164V165H159ZM164 164V163H163ZM205 164H207V165H205ZM229 166H228V165ZM253 164V165H252ZM256 164V165H255ZM150 166L149 168L147 167V169L148 170H150V171H148L147 169H146V166ZM169 165L170 166H172V165H174V166H172V167H170L169 168ZM181 166L182 165V168L184 169V171H188V172H190L191 171V169H194V173H196L195 171H199V169H201V167H198L199 165H201L202 166V170H203V167H207L208 169H209V167H210V165L212 166L211 167V169L213 168V170L215 171H211V170H209V173H211V174H209L208 173V175H212V176H209V178H208V176H205V175H207V169L206 168H204V172H201V173H206V174H201V177H199L198 175H200V171L199 172H197L196 174L197 175H195V176H198L199 178H198V180L200 179V178H202L204 181H207L208 180V182H210L211 183V179H210V177H212V178H215V177H213L214 175H216V174H218L219 173V175L221 174V172L223 173L224 171H226L227 173H229L230 175H232V177H233V175H234V177L233 178H231V176H229V177H226L225 175H223V174H221L220 175V177L219 176H217L218 178H222L223 176H224V178H226L225 180L227 181V180H230V181H228L227 183L224 181V183H225V185H227V186H231V185H233V184H235V185H238V184H242L243 186H244V190L243 189H241V188H243V186L241 185H238V187L236 186L235 187V189H237V188H239L240 190H243V191H239V189H237L240 193L238 194V191L237 190H230V189H228V187L226 188V190L228 189V190H230L231 192H237V193H231V192H226V190L224 191V189H225V187L226 186H224L223 187V190L222 191H224L225 193H223L222 195H220V193L218 192L219 190H220V186L222 185L220 182H223V181H220L219 179H217V178H215V179H212V183L213 182H216V179H217V182H218V184L217 185H215L216 183H214V184H210L209 183V185L207 184L208 182H206V184H205V182L202 180V183H200L201 184V186L203 185V182H204V184L205 185H208L209 187H207V188H209V189H205V186H203V189H205V190H202V187L200 186V184H199V182H201V179H200V181H195V179H193L194 178V176L192 177V173H191V177H192V179H191V177H190V180H188V178L186 177L185 179L183 178V180L181 181V179H182V177H180V173L182 172L181 170H179V168L180 167H178V166ZM164 165H162V168L164 169V167H163ZM166 166V165H165ZM178 167L177 169L176 168H173V167ZM198 168H197V167ZM209 166V167H208ZM242 166V168H240ZM261 166V167H260ZM139 167H141V168H139ZM145 169H144V168ZM225 167H227V169H225ZM230 167V168H229ZM252 167V168H251ZM257 167V168H256ZM197 168V169H196ZM220 168V169H219ZM222 168H223V170H222ZM231 168H233L232 170H230ZM237 170H236V169ZM253 168H254V171H253ZM118 169H120V167H118ZM158 169L160 170V171H158ZM170 169H172V170H170ZM181 169V168H180ZM182 169V170H183ZM186 169V170H185ZM188 169V170H187ZM206 169V170H205ZM218 169L221 171H218ZM240 169V171H238ZM169 172H168V171ZM230 170V171H229ZM255 170L257 171V173L255 172ZM179 171H181L179 174H178V172ZM233 171V172H232ZM236 171V172H235ZM242 171V172H241ZM158 172H160L161 173V175H160V173H158ZM177 172V173H176ZM216 173V174H212V173ZM235 172V173H234ZM252 172H253V174H252ZM173 173V174H172ZM177 175H176V174ZM184 174H185V172H183ZM227 173H225V174H227ZM238 173H242V175H243V177H242V175H240V174H238ZM246 173V174H245ZM169 174V175H168ZM186 174H187V172H186ZM185 174V175H186ZM189 174V173H188ZM228 174V175H229ZM175 175L176 176H178V178H176L175 177ZM202 175H204V176H202ZM223 175V176H222ZM246 175H248V177L249 176H251L252 177V179H251V181L249 182L248 180L247 181H245L246 179H247V177H246ZM147 176V177H146ZM171 176V177H170ZM174 176V177H173ZM182 176V175H181ZM188 176V175H187ZM189 176H190V174H189ZM179 177L181 178L180 180H179ZM185 177V176H184ZM205 177V178H204ZM236 177H238V178H236ZM240 177V178H239ZM255 177V178H254ZM162 178V179H161ZM207 178V179H206ZM227 178H229V179H227ZM237 180H239V181H236V179ZM223 179V178H222ZM221 179V180H222ZM235 179V180H234ZM240 179L241 180H243L244 179V181H240ZM254 179V180H253ZM219 180V181H218ZM224 180V179H223ZM179 181V182H178ZM186 181V184L187 183H189L190 184V182L192 181H194L193 183H197L198 182V184H199V186H198V184H194V185H197L196 187L195 186H191L192 185V183H191V185H189V184H187L186 186H190L191 187V189L193 188L194 189V191L196 192H199V193H197V195H199V194H201L202 195V197H201V195L200 196H198L199 197V199H200V197L202 198V200L200 199H196V195L195 194H193L192 192V190L190 189V187H186V189L188 190V191H190V193H188V191H182V189L181 188H183V190H184V184H182L183 182H185ZM232 181V182H231ZM253 181V182H252ZM148 182H150V183H148ZM223 183V184H224ZM228 183L230 184V185H228ZM249 183V185H247L246 186V184H248ZM259 183V184H258ZM152 186H151V185ZM221 184V185H220ZM150 185V186H149ZM220 185V186H219ZM251 185H253V186H251ZM214 186V187H213ZM218 187L219 186V189H217L216 187ZM246 186V187H245ZM248 186H251L252 188H249ZM174 187V188H173ZM195 187V188H194ZM200 188L201 189V191H202V193H201V191L200 190H198V188ZM232 188H234V185L233 186H231ZM253 187H255V189H253ZM231 188V189H232ZM245 188H246V190H245ZM258 188V189H257ZM175 189V190H174ZM185 189V190H186ZM217 189V190H216ZM222 189V188H221ZM250 190V189H252V191H253V193H250V192H252V191H248V190ZM165 192H164V191ZM32 192H38L39 191V187H38V185H36V184H34L33 186H32V190H31ZM176 191V192H175ZM179 191V192H178ZM204 191V192H203ZM47 194H48V196H50L51 198H55L56 197V193H55V189H54V187L48 182V184H47ZM186 192L188 193L187 195H186ZM194 192V193H195ZM248 192V194H245V193H247ZM222 193V192H221ZM250 193V194H249ZM255 193V194H254ZM232 194H234V195H232ZM188 195L189 196H192V195H195L196 197L195 198H193V199H195V200H190L191 198H188ZM226 195V196H227ZM246 196H243L242 197V199H241V197H239V196H235V198L236 197H239V199H234L233 201H232V203L231 204H233L232 205V207H230V208H232V210L233 209H235V207H236V205H237V207H236V209H237V211H236V213H234L233 215H230L229 217L231 218V220H233V221H231V220H227V219H224V216H222V215H225V214H222V213H226V212H224V210H225V208L226 207H224V205H223V202H225L224 200H221V201H223L222 202V205H223V212L221 213V215H218L219 213H217L216 214V210H218V212H219V209H217L218 207H220V206H218L217 208H216V210H215V208H214V206L217 204V203H221V201H216L214 198H211V202H213L212 204L214 205V206H211V204L208 202V200H207V202L208 203H206L205 202V200L207 199H204L203 200V205H204V207H202V208H204V210H206L205 209V207H207L208 208V206L210 207H212L213 209V211H211V213L212 212H214V216L216 217V220L218 219V220H220L221 221V223H223L224 221L223 220H227L226 222H225V225L226 226H228V224L229 223H231V224H237V222L239 223V224H241L242 223V221L241 220H239V218L241 217V213H242V215L244 216V214L246 213V210L248 209V207H249V202L252 200V201H254V199L253 198H251L250 196V200H249V198L248 197H246ZM152 197L153 198H156V196L155 195H153L152 194ZM165 197V198H164ZM244 197H245V199L247 198V201L249 200V202L248 203H245V205H243V202H242V200H244V201H246L245 199H244ZM227 198H228V196H227ZM227 198H225V200L227 201ZM213 199V200H212ZM166 202L167 201V204H166V206H165V204H164V201ZM238 200V201H237ZM21 202L23 201V200H20ZM19 200H15L14 202H20ZM182 201V202H181ZM183 201L185 202V201H187V203L185 202V203H183ZM194 201V203H192ZM163 202V203H162ZM215 202V203H214ZM228 202H227V205H225V206H228L229 204H228ZM241 203V204H238V203ZM170 203V204H169ZM190 203H192L193 205H191ZM206 203V204H205ZM226 203V202H225ZM250 203H252V202H250ZM184 204H186V205H184ZM188 204H190V206L188 205ZM208 204V205H207ZM210 204V205H209ZM230 204V205H231ZM235 204V205H234ZM172 205V206H171ZM176 205V206H175ZM188 205V206H187ZM206 205V206H205ZM221 205V204H220ZM229 205V206H230ZM239 205H241V207L239 206ZM246 205H248V206H246ZM174 206H175V208H174ZM180 207V208H178V207ZM195 206H197V207H195ZM202 206V205H201ZM228 206V207H229ZM244 206V207H243ZM246 206V207H245ZM177 207V208H176ZM182 207V208H181ZM191 207V208H190ZM227 207V208H228ZM174 209L173 210V214H172V210H168V209ZM193 208H198V210H196V209H193ZM229 208V209H230ZM241 208H242V210H241ZM245 208H247V209H245ZM39 209H41L42 210V212L45 214V216L46 217H48V219H54V218H56V217H58V219H63L64 220V216H63V214L61 213V211L63 210L64 211V209L62 208V207H58V209L59 210H61L60 211V215L58 216L57 214H56V209H55V207H54V205L53 206H50V205H46V207H44V206H42V207H39ZM38 209V210H39ZM165 209V210H164ZM175 209H177V210H175ZM181 209H183L184 210V214L186 215V212L185 211H187L188 212V214H187V216H185V219L184 220H181V218H179V217H181V216H177V215H179L178 214V212L180 213L182 210ZM209 209H211V208H209ZM208 209V210H209ZM166 210H168V212L166 211ZM181 210V211H180ZM191 210V211H190ZM195 210V211H194ZM221 210V209H220ZM227 210V209H226ZM231 210V209H230ZM174 211H176V213H177V215L175 214V212ZM178 211V212H177ZM229 211V210H228ZM233 211H235V210H233ZM243 211V212H242ZM164 212V213H163ZM196 212H198L197 214L199 215H197L196 214ZM200 212V213H199ZM206 213H205V215H207L208 216V211L206 210L205 211ZM210 212V211H209ZM240 214H239V213ZM171 213V214H170ZM182 213V212H181ZM180 213V214H181ZM193 213V214H192ZM204 213V212H203ZM231 213H233V212H231ZM166 214L168 215L167 217H166ZM183 214V213H182ZM194 214H196V215H194ZM230 214V213H229ZM237 214V215H236ZM172 215V216H171ZM190 215V216H189ZM204 215V214H203ZM204 215V216H205ZM217 215V216H216ZM169 216H170V218H169ZM176 216L179 218V220L176 218ZM183 217H184V215H182ZM198 216V217H197ZM211 216H212V214H211ZM219 216V217H218ZM220 216H222V218L220 217ZM225 216H228L227 215V213H226V215ZM234 216V218L236 217V216H238V217H236V220L238 219L239 221H241V222H239L238 220L236 221V222H234V218H232ZM242 216V217H243ZM191 217V218H190ZM195 217H197L196 219H195ZM209 217V216H208ZM207 217V219H205L206 217H204V219H205V221L206 220H209L210 218H208ZM229 217H227L228 219H230ZM241 217V218H242ZM168 218V219H167ZM189 218V219H188ZM219 218H221V219H219ZM166 219V220H165ZM183 219V218H182ZM212 219H214V222H215V218L212 216ZM217 220V224H219L220 222ZM182 221V222H181ZM213 221V220H212ZM212 221H211V219H210V222L212 223ZM223 221V222H222ZM231 221V222H230ZM200 222V223H199ZM209 222V221H208ZM207 221H206V223L208 224V225H212L211 227H212V229H211V231H206V233L208 234L209 232H210V234L211 233H214V232H216L215 230L216 229H214V228H216V226H214L213 224H216V222L215 223H208ZM193 223H191V225H193ZM205 223V222H204ZM203 223V224H204ZM205 223V224H206ZM220 223V225H224V224H221ZM226 223H228V224H226ZM174 224V225H173ZM186 224V223H185ZM188 224V223H187ZM204 224V225H205ZM216 224V225H217ZM234 224V225H235ZM238 224V225H239ZM200 225H202V223L200 224ZM214 226V227H213ZM236 226V225H235ZM229 228H227L230 232H231V234H233V233H235L236 232V234L238 235L239 233V235H241V240H244V241H246L247 242V240H246V238H249L248 240H250L251 238H253L252 237V235L253 234H251L250 235V233H247L246 234V238L244 237L245 236V233L244 232H249L248 231V229L247 230H245L243 227V229L245 230H243V229H240V228H238V227H236V228H234L233 229V227H232V225H229L228 226ZM232 227V229H230ZM235 229H238V230H236V231H234ZM183 230H186V229H183ZM210 230V229H209ZM214 230V231H213ZM232 230V231H231ZM241 230H243L242 232H240ZM188 231H191V230H186V231H181L182 233H184V232H186L187 234H193V235H196L197 233H195L194 234V232L193 233H190V232H188ZM238 231V232H237ZM192 232V231H191ZM201 230H200V232H198V235H202L203 234V232H204V235H206L207 236V234H205V231H203L202 232V234H201ZM186 233H184V234H186ZM200 233V234H199ZM241 233H243L244 234V238L242 237V235L243 234H241ZM230 233L229 234H226V236H230L231 235ZM236 234H233L234 236L232 237V235H231V240H229L231 243H232V240L233 241H237V239H239V237L237 236V238H236V240H235V235ZM225 236V238H227ZM250 236H251V238H250ZM212 238H213V240L215 239V237L214 236H211ZM243 238V239H242ZM209 239H211V238H209ZM26 252V250L24 249V253ZM41 264H82V262H81V259H80V257H79V255L78 254H76V253H60V254H58L56 257H55V259H53L52 261H49V262H45V257H43V259H42V261H41Z\"/></svg>", "mask_w": 264, "mask_h": 264}, {"label": "bare ground", "instance_id": "obj_3", "mask_svg": "<svg viewBox=\"0 0 264 264\" xmlns=\"http://www.w3.org/2000/svg\"><path fill=\"white\" fill-rule=\"evenodd\" d=\"M149 1H150V0H149ZM164 1H165V0H164ZM173 1H174V2H173L174 4H177V3H178L177 0H176V3H175V0H173ZM178 1H179V0H178ZM182 1H185V0H182ZM182 1H179V5L181 4V6L184 5V4H182V3H185V2H182ZM189 1H190V0H189ZM189 1H188V2H189ZM75 2H76V5H75V6H77L79 9L77 8L78 11H75L76 14L72 12L71 15H74V18L76 19V22H78V23L81 24V25H82V23H83V25H84V24L86 25L85 21H83V20H84V19H87V18L85 17V14L88 12L87 9H89V8H92V9H93V8H99V9L101 10V12H102V10L109 9V8H120V9H130V10H131V9H137V10H138V9H141V8H144V7H145V5H144V7H135L134 5L132 6V4H130V0H75ZM142 2H144V1H142ZM153 2H154V1H153ZM166 2L168 3V1H166ZM169 2H170V1H169ZM180 2H181V3H180ZM192 2H193V1H192ZM194 2H197V0H194ZM194 2H193V3H194ZM137 3H138V2H137ZM161 3H162V4H167V3H163V2H161ZM173 3L170 2L169 4H173ZM189 3H191V2H189ZM143 4H144V3H143ZM148 4H149V3H148ZM159 4H160V2H159ZM159 4H158V5H159ZM162 4H160V5H162ZM199 4H200L201 7L205 10V12L202 11L203 13H205V14L203 15V16H205V17H204V18H203L202 16H201V17L203 18L202 21H204V23H205V22L207 23L206 25H208V24H212V25L218 27V28L221 29V30H223L222 28H225V30L227 29V32H228V29H233V32H234V30H235V31L238 30V31H237V32H238L237 35L239 34V36H240L239 38H238V36L234 35V34H236L235 32H234V34L232 33V35H229L230 33L227 34V33L222 32V31L220 30V32H218V33H222V34L225 33V34L227 35V36L224 35L225 37H228V35H229V36H233V35H234V36H235V37L233 36L234 38L237 37L238 39H240V40L235 39L236 42H237V40H238L239 42L242 41V38L245 40V38L243 37V36H245V37H246V40H245V41L243 40L244 42L249 41V42L251 43V41H253V42L255 43V44H254V47H255V45H257V47H260V48H259V51L262 52V53H264V0H198V3H196V5H199ZM135 5H136V4H135ZM160 5H159V6H160ZM179 5H177V6H179ZM196 5H195V6H196ZM70 6H71V4H70ZM70 6H69V9H71ZM150 6H151V5H150ZM152 6H153V5H152ZM155 6H156V5H155ZM169 6H170V7H173L174 5H168V7H169ZM195 6H194L193 4H191L190 7L192 8V7H195ZM160 7H161V6H160ZM164 7H165V5H164L163 7H161V10L166 9L165 11H168V10L171 11V9H170V8L168 9L167 6H166L167 8H166V7L164 8ZM188 7H189V6H188ZM54 8H55V6H54ZM153 8H154V6H153ZM158 8H159V7H158ZM162 8H163V9H162ZM179 8H181V7H179ZM195 8H196V7H195ZM67 9H68V8H67ZM69 9H68V10H69ZM77 9H76V10H77ZM145 9H148V11L142 12V18L140 19L141 24L144 23V24H149L150 26L152 25L153 27H155V29H156L157 27H160L161 30H164V31H168V30H171L172 32H178V31H179V32H181V33L183 34V36H180V37H182V38L185 39L186 35L184 36V34H186V33H183V32L186 31L187 28H188V26H191L192 24H190V23H189V25H184L183 23H182V24H179L178 22H179L180 20L178 21L177 18L174 20V17H176V16H171V15L169 16V15H168V12H166V13H167V16H169V17H167V16H165V14H164L165 12H162L160 9H159V10L163 13V16H164V21H163V23H161V21H160V22L157 21V22H155L154 24H153V23L150 24L149 22L152 21V18H153L152 15H153V11H154V10H153L152 8H146V7H145ZM145 9H144V10H145ZM192 9H193V8H192ZM55 10H56V8H55ZM55 10H54V11H55ZM83 10H84V13H83ZM156 10H157V9H156ZM200 10H201V9H200ZM56 11H57V10H56ZM69 11H71V10H69ZM72 11H73V10H72ZM140 11H141V10H140ZM187 11H189V9H188ZM57 12H58V11H57ZM99 12H100V11H99ZM179 12H180V11H179ZM183 12H184V11H183ZM183 12H182V13H183ZM189 12H190V11H189ZM191 12H194V11H191ZM191 12H190V14H191L192 16H194V15L196 14L197 11L195 12V14H194V13H191ZM198 12H199V10H198ZM198 12H197V13H198ZM55 13H56V12H54V14H55ZM69 13H71V12H68V15L71 16ZM156 13H158V12H156ZM172 13H173V12H172ZM177 13H178V12H177ZM180 13H181V12H180ZM182 13H181V14H182ZM186 13H188V12H186ZM203 13L200 12V14L198 13L199 15H198V14L195 15V17L198 19V18H199L198 16H200V15L203 14ZM88 14H89V13H88ZM114 14H115V13H114ZM126 14H127V13H126ZM158 14H159V13H158ZM158 14H157V15H158ZM173 14H174V13H173ZM178 14H179V13H178ZM181 14H180V16H181ZM56 15L58 16V14H56ZM116 15H117V14H116ZM131 15H132V14H131ZM159 15H160V14H159ZM174 15H175V14H174ZM188 15H189V13H188L187 16H185V17H190V15H189V16H188ZM137 16H138V15H137ZM139 16H140V15H139ZM52 17H53V16H52ZM58 17H60V16H58ZM89 17H91V16H89ZM93 17H94V16H93ZM93 17H92V18H93ZM157 17H158V16H157ZM170 17L172 18V21L170 20V19H171ZM185 17H184V19H185ZM195 17H194V18H195ZM54 18L57 19L56 16H55ZM122 18H123V17H122ZM131 18H132V16H131ZM138 18H139V17H138ZM60 19L63 20L64 18H63V19H62V18H59L58 20H60ZM71 19H72V18H71ZM75 19H74V20H75ZM90 19H91V18H90ZM124 19H125V18H124ZM162 19H163V18H162ZM178 19H181V17L178 18ZM182 19H183V17H182ZM182 19H181V21H182ZM72 20H73V19H72ZM88 20H89V18H88ZM132 20H133V19H132ZM147 20L149 21L148 23H146ZM153 20H154V19H153ZM176 20H177V21H176ZM186 20H188V19H186ZM186 20H183V21L185 22ZM194 21L196 22L195 19L193 20V22H194ZM198 21H201V20L199 19ZM198 21L196 22L197 25L192 26V27H194V30L197 29V28H198V25L202 22V21H201V22L199 23ZM54 22H55V21H54ZM64 22H65V21H64ZM64 22H63V23H64ZM89 22H91V21H89ZM99 22H100V21H99ZM115 22H116V21H114V23H115ZM126 22H127V21H126ZM130 22H131V21H130ZM168 22H169V23H168ZM195 22H194V24H195ZM208 22H209V23H208ZM55 23H56V24H55ZM55 23H53V24L55 25V28H54L55 30H56V27H60V26H61V25H59V24H62V25H63L62 22L57 24V20H56ZM51 24H52V23H51ZM53 24H52V25H53ZM64 24H65V23H64ZM70 24H71V23H70ZM76 24H77V23H76ZM79 24H77V25L79 26ZM90 24H92V23H90ZM90 24H89V25H90ZM115 24H116V23H115ZM141 24H140V25H141ZM58 25H59V26H58ZM74 25H75V24H74ZM87 25H88V23H87ZM136 25H137V24H136ZM206 25H205V27H206ZM96 26H98V25H96ZM147 26H148V25H147ZM196 26H197V27H196ZM74 27L77 28V26H74ZM84 27L87 28V26H84ZM84 27H83V29H84ZM184 27H186V29H185ZM195 27H196V28H195ZM203 27H204V26H203ZM216 27H215V28H216ZM60 28H61V27H60ZM78 28H79L80 33L82 34V32H83V31L81 32V29H82V28H80V26H79ZM78 28H77V29H78ZM89 28H90V26H89ZM89 28H87V29H89ZM96 28H97V31L100 29V28L98 29V27H96ZM96 28H95V30H96ZM101 28H102V27H101ZM183 28H184L185 30H184ZM189 28H190V27H189ZM207 28H208V27H207ZM207 28H205V30H206ZM212 28L214 29V27H212ZM218 28H216V30H215V29L213 30V29H211V27H210L209 29H207V30H210V32H207L206 34H209V33L211 34V32H212L211 30H213V33H214V31H217ZM57 29H58V28H57ZM83 29H82V30H83ZM87 29H86V30H87ZM182 29H183L184 31H183ZM192 29H193V28H192ZM219 29H218V30H219ZM116 30H117V29H116ZM161 30H160V31H161ZM180 30H182L183 32L180 31ZM203 30H204V29H203ZM188 31H189V29H188ZM190 31L192 32L193 30L190 29ZM55 32H56V31H55ZM58 32H59V30H58ZM58 32H57V33H58ZM74 32H75V29H74ZM87 32H88V30H87ZM168 32H169V31H168ZM186 32H187V31H186ZM200 32H202L201 34H202V36H203V32H205V31H200ZM200 32H198L197 34L200 35ZM229 32H230V31H229ZM239 32H241V35H242V33H243V36H241ZM57 33H56V34H57ZM88 33H90V32H88ZM95 33H96V32H95ZM131 33H132V31H129L128 34H131ZM162 33H163V32H162ZM187 33H188V32H187ZM218 33L216 32V34H217L218 36L222 35V34H218ZM56 34H55V36H56ZM182 34H181V35H182ZM195 34H196V33H195ZM77 35H78V34H77ZM126 35H127V33H126ZM176 35H177V34H176ZM176 35H175V36H176ZM211 35H213L212 37H214L215 34H211ZM217 35H215V36H217ZM80 36H81V35L79 34V37H80ZM82 36H83V34H82ZM84 36H85V35H84ZM90 36H91V35H90ZM96 36H97V35H96ZM129 36H130V35H129ZM189 36H190V34H189ZM75 37H77V36H75ZM75 37H74V38H75ZM94 37H95V36H94ZM97 37H98V36H97ZM125 37H126V36H125ZM127 37H128V36H127ZM150 37H151V36H150ZM176 37H179V36H176ZM187 37H188V34H187ZM192 37H193V36H192ZM192 37H191V38H192ZM198 37H199V36H198ZM198 37H197V38H198ZM233 37H229V39H230V38H233ZM241 37H242V38H241ZM55 38L57 39L58 37H55ZM74 38H73V39H74ZM92 38H93V37H91V39H89V41H91ZM121 38H122V37H121ZM137 38H138V37H137ZM171 38H172V37H171ZM193 38H194V37H193ZM193 38H192V40H193ZM206 38H207V37H206ZM216 38H218V37H215L214 40L217 41V42L219 41V43H220L221 40H220V39L217 40ZM220 38L223 39V37H220ZM56 39H53L54 42L56 41ZM58 39L61 40L60 37H59ZM58 39H57V40H58ZM77 39H78V37H77ZM79 39H80V38H79ZM85 39H87V37H86ZM93 39H94L93 41L95 42V41H96L95 38H93ZM98 39H99V37H98ZM126 39H127V38H126ZM138 39H140V40H142V41L144 40V38L141 39L140 37H139ZM172 39H173V38H172ZM172 39H171V40H172ZM188 39H189V38H188ZM227 39H228V38H227ZM247 39H248V40H247ZM102 40H103V39H102ZM180 40H181V39H180ZM186 40H187V39H185L184 42H186ZM190 40H191V39H190ZM190 40H187V41H189V43H188L189 45H191V44H193V43H194L193 46L197 45L196 41L193 42V41H190ZM195 40H196V36H195ZM224 40H225V39H224ZM235 40H234V41H235ZM70 41H72V38H71ZM97 41H98V40H97ZM124 41H125V40H124ZM127 41H128V39H127ZM127 41H126V42H127ZM137 41H138V40H137ZM173 41H174V40H173ZM173 41H172V42H173ZM197 41H198V40H197ZM200 41H201V40H200ZM206 41H208V40H206ZM211 41H212V40H211ZM215 41H212V42H213V46L210 44V47H212L211 50H212L213 47L215 46V44H214ZM60 42H61V41H60ZM82 42H83V40H82ZM84 42H85V41H84ZM91 42H92V41H91ZM128 42H129V41H128ZM146 42H147V41H146ZM146 42L144 41L145 44H146ZM157 42H158V41H157ZM157 42H155V43H157ZM169 42H171V41L168 40V37H167V36H166L165 40L159 39V42H158L157 44H160V45H161V47H159V48H161V49H159L160 52H159V50H157L158 48H156V50L158 51V53H156L157 51H154V52L156 53V55H153V56H157V55H158V56L160 55V57H164V56H166V57H164V58H166V61H167V62L165 63V62L163 61L164 63L162 62V64L167 65L168 67H169V64H170L171 67H169V68H173L174 66L176 67V65L174 64V62L176 63L177 60L175 61V59H178V61H180L179 64H178V66H183V64H184L183 62H184V61L182 60V57H183V56H182V51L179 52V54L181 55V57H180V55L178 54V52H176V54L173 55V56H172V55H169V53H168V47H169V48L171 47V46H168V45L171 44V43H169ZM175 42H178V43H179L178 39H177V41H175ZM190 42H193V43L190 44ZM212 42H210V43H212ZM217 42H216V44H217ZM239 42H238V44H239ZM244 42H242V43H244ZM249 42H248V43H249ZM56 43H57V41H56ZM69 43H70V42H69ZM77 43H79V42H77ZM80 43H81V42H80ZM129 43H130V42H129ZM155 43H153V45H154ZM173 43H174V42H173ZM182 43H183V40H182ZM195 43H196V44H195ZM200 43H201V42H200ZM200 43H199V44H200ZM219 43H218V44H219ZM224 43H225V42H223V44H224ZM230 43L233 45L232 39H231V41L229 42V47L227 48V50L230 48ZM57 44H58V43H57ZM59 44H60V43H59ZM85 44L87 45V42H86ZM88 44H91V45H92V43H88ZM96 44H98V43H95V45H96ZM101 44H102V43H101ZM145 44H144V45H145ZM180 44H181V42H180ZM180 44H179V45H180ZM207 44H209V42H206V45H207ZM218 44H217V46L219 47L220 45H218ZM234 44H235V43H234ZM61 45H62V44H61ZM93 45H94V44H93ZM104 45H105V44H104ZM104 45H102L101 47H103ZM108 45H109V44H108ZM110 45H111V44H110ZM129 45H131V44H129ZM129 45H128V46H129ZM141 45L144 46L142 42H141ZM146 45H147V44H146ZM149 45H150V43H149ZM149 45H148V46H149ZM163 45H164V46H163ZM182 45H186V43H185V44H182ZM201 45H203V44L201 43ZM239 45H241V43H240ZM243 45H244V44H243ZM243 45H242V47L245 46V45H244V46H243ZM88 46H89V45H88ZM96 46H97V45H96ZM124 46H125V45H124ZM134 46H135V45H133V47H132V46H131V47L134 48ZM155 46H156V45H155ZM157 46H159V45H157ZM176 46H177V45H176ZM176 46H175V48H176ZM193 46H192V47H193ZM197 46H199V45H197ZM226 46H228V44H227V45L225 44L224 48H226ZM235 46H238V45L235 44ZM251 46H252V45H251ZM98 47H99V49H97V50L102 49L99 45H98ZM126 47H127V46H126ZM126 47H124V48H126ZM131 47H130V48H131ZM144 47H145V46H144ZM146 47H147V46H146ZM150 47H153V46H150ZM184 47H185V46H184ZM188 47H189V46H188ZM202 47H203V46H201V48H202ZM207 47H209V45H208ZM218 47H217V48H218ZM233 47H234V45H233ZM233 47H232V49H233ZM248 47H249V46H248ZM252 47H253V46H252ZM90 48H91V46H90ZM95 48H97V47H94V49L92 48V49L94 50L93 53H95V51H97V50H95ZM103 48H107V46H106V47H103ZM139 48H140V47H139ZM189 48H191V47H189ZM217 48L214 47V49H217ZM234 48H238V47H234ZM244 48H246V47H244ZM244 48H241V49H243V51H244ZM88 49H89V48H88ZM152 49H153V48H152ZM154 49H155V47H154ZM187 49H188V48H187ZM232 49H231V50H232ZM238 49H240V48H238ZM241 49H240L239 51H241ZM248 49H249V48L245 49V51L248 50ZM93 50H92V51H93ZM107 50H109V48H108ZM175 50H176V49H175ZM188 50H189V49H188ZM196 50H197V49H196ZM199 50H200V49H199ZM199 50H198V51H199ZM206 50H207V49H206ZM225 50H226V49H225ZM225 50H224V52L227 51V50H226V51H225ZM235 50H236V49H235ZM254 50H256V49H253L252 52H253ZM76 51H77V50H76ZM88 51H90V49H89ZM125 51L127 52L128 50H127V49H124L123 52L125 53ZM132 51H134V49H133ZM144 51H145V50H144ZM151 51H153V50H151ZM151 51H150V52H151ZM170 51H171V49H170ZM189 51H190V50H189ZM209 51H210V50H209ZM233 51H234V50H233ZM236 51H238V50H236ZM77 52H78V51H77ZM90 52H91V51H90ZM90 52H88V55H90V54L92 55V54H93V53H90ZM99 52H100V51H99ZM118 52H119V51H118ZM154 52H153V53H154ZM187 52H188V51H187ZM192 52H194V51H192ZM219 52H221V51H219ZM219 52H215V51H214V54H215V53H218V54H217V57H218V55H219V56L221 55ZM241 52H242V51H241ZM246 52H247V51H246ZM246 52H245V53H246ZM248 52H249V53L251 52V48H250V51H248ZM248 52H247V53H248ZM252 52H251V54H252ZM255 52H256V54H258V55H259V53H260V52L257 53V51H255ZM89 53H90V54H89ZM97 53H98V51H97ZM102 53H105V52H102ZM102 53H101V54H102ZM109 53H110V52L108 51V54H109ZM128 53H129V52H128ZM128 53H127V54H128ZM147 53H148V52H147ZM147 53H146V54H147ZM153 53H152V54H153ZM170 53H171V52H170ZM190 53H191V52H190ZM190 53H189V54H190ZM210 53H211V52H210ZM227 53H230V51H229V52L227 51ZM234 53H236V52H234ZM234 53H232V54H234ZM243 53H244V52H243ZM243 53H240V54L242 55ZM247 53H246V54H247ZM262 53H261V55H262ZM79 54H80V53H79ZM82 54H83V52L81 53V55H82ZM106 54H107V53H106ZM110 54H111V53H110ZM125 54H126V53H125ZM127 54H126V55H127ZM131 54H132V53H130V55H131ZM189 54H188V55L186 54L185 56H187V58L189 59V61H190V60L192 61V62H191V63H192L191 65H193V64L195 65V63H196V64L198 63L195 67H197L198 65L200 66V62H197V61L195 62V61H193L194 58H193L192 55H195V53H192L191 55H189ZM207 54H209V52H208ZM212 54H213V53H212ZM240 54L238 53L239 56H238L237 54H235V55H236L237 57H240V56H241ZM246 54H245V56L247 57ZM253 54H254V53H253ZM88 55H87V57H88ZM94 55H97V54L95 53ZM102 55H103V54H102ZM130 55H128L129 58H128L127 56H125V57H126L127 59H130ZM132 55H133V54H132ZM147 55H148V54H147ZM209 55H210V54H209ZM209 55H208V56H209ZM261 55H259V56H261ZM92 56H93V55H92ZM97 56H98V55H97ZM105 56H106V55H104L103 57H105ZM139 56H140V55H139ZM139 56H138V57H139ZM145 56H146V55H145ZM148 56H149V55H148ZM150 56H151V58H152V55H150ZM158 56H157V57H158ZM199 56H201V54H200ZM210 56H211V55H210ZM227 56H228V55H227ZM230 56H231V55H230ZM233 56H234V55H233ZM233 56H232V57H233ZM236 56H234V57H236ZM245 56L243 55V57H245ZM252 56H254V55H252ZM252 56H251V57H252ZM263 56H264V54H263L261 57H263ZM79 57H80V56H79ZM82 57H83V56H82ZM89 57H90V56H89ZM99 57H100V56H99ZM132 57H133V56H131V59H132ZM146 57H147V56H146ZM160 57H159V59H160ZM197 57H198V56H197ZM213 57H214V56H213ZM224 57H225V55L223 54V57H222V58L225 59ZM237 57H236V58H237ZM241 57H242V56H241ZM251 57H250V55H249L248 58H251ZM256 57H257V60H260V59L258 58V56L255 55V58H256ZM183 58H184V57H183ZM200 58H201V57H200ZM228 58H229V57H227V59H225V60H229ZM230 58H231V57H230ZM102 59H103V58H102ZM107 59H108V58H107ZM133 59L135 60V58H133ZM140 59H141V58H140ZM148 59H149V58L147 57L146 60H148ZM212 59H213V58H212ZM232 59H233V58H232ZM232 59H230V60H232ZM241 59H243V58H241ZM244 59H245V58H244ZM244 59H243V61H244ZM137 60H138V58H137ZM137 60H136V62H137ZM141 60H142V59H141ZM146 60H145V61H146ZM156 60H158V59L156 58ZM156 60H155V61H156ZM197 60H198V59H197ZM230 60H229V61H230ZM237 60H238V59H236L235 61H237ZM245 60H246V59H245ZM247 60L249 61V59H247ZM252 60H254V59L252 58ZM257 60H256V61H257ZM262 60H263V59H262ZM98 61H99V60H98ZM129 61H131L130 63H132L133 60H129ZM153 61H154V60H153ZM178 61H177V63H178ZM198 61H200V60H198ZM206 61H208V59H207ZM211 61H212V60H211ZM220 61H222V60H220ZM238 61H239V60H238ZM263 61H264V60H263ZM88 62H89V59H88ZM102 62H104V61H102ZM105 62H106V60H105ZM136 62H135V64H136ZM148 62H149V61H148ZM158 62H159V61H158ZM158 62H157V63H158ZM193 62H195V63H193ZM239 62H241V61H239ZM258 62H259V61H258ZM97 63H98V62H97ZM107 63H108V62H107ZM133 63H134V61H133ZM142 63H144V60L142 61ZM157 63H155V64H157ZM205 63H206V62H205ZM222 63H223V62H222ZM255 63H256V62H255ZM255 63H254V64H255ZM95 64H96V63H95ZM138 64H139V63H137V65H138ZM206 64H207V63H206ZM206 64H205V65H206ZM209 64H210V63H209ZM215 64H216V63H215ZM226 64H227V63H226ZM237 64H238V63H237ZM248 64H249V63H248ZM252 64H253V63H252ZM256 64L259 65L260 62H259V63H256ZM137 65H136V66H137ZM172 65H174V66L172 67ZM185 65H186V63H185ZM188 65H189V63H188ZM188 65H187V67H188ZM194 65H193V66H194ZM212 65H214V64H212ZM232 65H234V64L232 63ZM232 65H230V66L232 67ZM235 65H236V64H235ZM238 65H239V64H238ZM238 65H237L236 67L234 66L233 68L236 69L237 67H240V66H238ZM240 65H241L240 69L242 68V65H243V66L245 65V67H246L245 69H247V67H248L247 64H242V63H241ZM246 65H247V66H246ZM260 65H261V64H260ZM260 65H259V66H260ZM263 65H264V64H263ZM263 65H261L260 71H261V69H264V68H263ZM88 66H89V65H88ZM112 66H113V65L111 64L110 67H112ZM130 66H131V65H130ZM138 66H139V65H138ZM145 66H146V65H145ZM155 66H156V65H155ZM167 66H166V67H167ZM189 66H190V65H189ZM216 66H217V65H216ZM224 66H225V65H224ZM251 66H253V65H251ZM251 66H249V67H251ZM254 66H255V65H254ZM113 67H114V66H113ZM161 67H162V69H163V66H161ZM175 67H174V69H177V67H176V68H175ZM195 67H194V68H195ZM206 67H208V66H206ZM209 67H211V66L209 65ZM257 67H258V66H257ZM257 67H256L257 70L254 69V67H253V69L256 70V72L259 71ZM84 68L86 69V67H84ZM89 68H90V67H89ZM93 68H94V67H93ZM149 68H150V67H149ZM178 68H179V67H178ZM213 68H214V67H213ZM225 68H226V67H225ZM228 68L230 69L229 66H228ZM228 68H226V69H228ZM153 69H154V66H153ZM158 69H159V68H158ZM179 69H180V68H179ZM188 69H189V68H188ZM196 69H197V68H196ZM205 69H206V68H205ZM208 69H209V68H208ZM226 69H225V70H226ZM237 69H238V68H237ZM240 69H239V70H240ZM243 69H244V67H243L241 70H243ZM248 69H249V68H248ZM248 69H247V70H248ZM111 70H112V69H111ZM154 70H155V72L157 73L158 70H157V71H156V69H154ZM182 70H183V72H182ZM182 70H180V71H181L182 73H184V69H182ZM191 70H192V69H191ZM193 70H195V69H193ZM199 70H201V69H199ZM213 70H214V69H213ZM219 70H220V69H219ZM219 70H218L217 73H219ZM223 70H224V69H223ZM241 70H240V71H241ZM83 71H84V70H82V72H83ZM114 71H115V70H114ZM114 71H113V73H114L115 75H118V74H116ZM121 71H122V70H121ZM131 71H133V70H131ZM159 71H160V70H159ZM172 71H174V70H172ZM175 71H176V73H178V72L180 73V71H178V72H177V70H175ZM188 71H190V70H188ZM227 71L229 72V71H231V69H230V70H227ZM227 71L225 72L226 74H227ZM234 71H235V70H234ZM245 71H246V70H245ZM251 71L254 72L253 70H251ZM260 71H259V72H260ZM86 72H87V71H86ZM86 72H85L84 74H86ZM111 72H112V71H111ZM119 72H120V71H119ZM145 72H146V71H145ZM161 72H162V71H161ZM164 72H165V71H164ZM185 72H187L186 69H185ZM198 72H202V73H199V74H203V72H209V73H211V74L213 75V73L210 72V71L201 70V71H198ZM198 72H197V74H198ZM231 72H232V71H231ZM236 72H237V74L240 73V72H238V71H236ZM236 72H235V73H236ZM241 72L244 73V70L241 71ZM246 72H247V74L249 73L248 71H246ZM246 72H245V73H246ZM89 73H90V72H89ZM101 73H102V72H101ZM107 73H108V72H107ZM141 73H142V72H141ZM146 73H147V72H146ZM146 73H145V74H146ZM179 73H178V74H179ZM182 73H181L180 75H182V77H183V75H184L185 73H184V74H182ZM187 73H188V72H187ZM215 73H216V70L214 71V74H215ZM225 73H224V75H225ZM243 73H240V75H242ZM245 73H244V74H245ZM119 74H120V73H119ZM121 74H122V73H121ZM134 74H135V73H134ZM143 74H144V73H143ZM171 74H172V73H171ZM171 74H170V76H173V75H171ZM190 74H192V73H190ZM195 74H196V73H195ZM197 74H196V75H197ZM199 74H198V75H199ZM204 74H206V73H204ZM207 74H208V73H207ZM231 74L234 75L233 72H232ZM237 74H236V75H237ZM244 74H243V77H244ZM251 74H252V73H251ZM251 74H249L248 76L246 75V76H247L246 80L249 79L248 77H249ZM255 74H256V73H255ZM255 74H254V75H255ZM257 74H258V73H257ZM128 75H129V73H128ZM151 75L154 76V75H156V74H150V76H151ZM193 75H194V73H193ZM196 75H194V77H197ZM216 75H218V74H216ZM216 75H215V76H216ZM233 75H230V76H233ZM240 75H239V77H241ZM252 75H253V74H252ZM254 75H253V76H254ZM259 75H260V73H259ZM261 75H262V74H261ZM263 75H264V71H263ZM82 76H83V74H82ZM84 76H85V75H84ZM86 76H87V75H86ZM119 76H120V75H119ZM122 76H123V75H122ZM124 76L126 77L127 75L125 74ZM145 76H146V75H145ZM150 76H149V78H152V76H151V77H150ZM200 76H201V75H200ZM202 76H203V75H202ZM218 76H220V75H218ZM221 76H223V75H221ZM225 76L227 77V75H225ZM253 76H250L251 79L253 78ZM132 77H133V76H132ZM160 77H161V76H158V78H160ZM173 77H175V76H173ZM173 77H172V78H173ZM178 77H179V76H178ZM184 77H185V76H184ZM184 77H183V78H184ZM191 77H193V76L191 75ZM194 77H193V78H194ZM236 77H237V76H236ZM243 77H242V78H243ZM142 78H143V77H142ZM146 78H147V76H146ZM146 78H145V82L148 80V78H147V80H146ZM154 78H156V77H154ZM163 78H164V77H163ZM176 78H177V77H176ZM183 78H181V79L183 80ZM189 78H190V77H189ZM209 78H211L210 75H209ZM209 78H208V79H209ZM217 78H218V77H217ZM220 78H221V77H220ZM220 78H219V79H220ZM83 79H84V78H82V80H83ZM85 79H86V78H85ZM117 79H118V78H117ZM119 79L121 80L122 78L120 77ZM119 79H118V80H119ZM136 79H137V78H136ZM156 79H157V78H156ZM160 79H161V78H160ZM164 79H165V78H164ZM184 79H185V78H184ZM186 79L188 80V78H186ZM195 79H196V78H194L193 81H192V80H191V81L194 82V83H196V82L199 83V80H195ZM199 79L201 80V78H199ZM227 79H228V78H227ZM253 79H254V78H253ZM118 80H117V81H118ZM143 80H144V79H143ZM153 80H154V79H153ZM165 80H166V79H165ZM167 80H168V76H167ZM171 80H172V79H171ZM173 80H174V78H173ZM182 80H181V81H182ZM187 80H184V81H187ZM194 80H195L196 82H195ZM206 80H207V79H206V77H205L204 80H203V82H202V85L207 84V83L204 84V82H205ZM212 80H213V79H212ZM214 80H215V79H214ZM217 80H218V79H217ZM244 80H245V77H244ZM259 80H260V79H259ZM149 81H150V80H148L147 82H149ZM151 81H152V80H151ZM151 81H150V82H151ZM161 81H164V80H161ZM168 81H170V80H168ZM168 81H165V82H167V83L169 84ZM176 81H177V80H176ZM176 81H174V82L176 83ZM208 81H209V80H208ZM210 81H211V80H210ZM210 81H209V82H210ZM233 81H234V80H233ZM142 82H143V81H142ZM156 82H157V81H156ZM179 82H180V81H179ZM187 82H188V81H187ZM192 82H190V84H191ZM200 82H201V81H200ZM209 82H208V85H210L211 88H214V87H212V86H213L212 84H214V83L216 84V82H212V84H209ZM217 82H218V83H217L216 87L214 88V90L212 89L213 91H212V90L207 91V89H206L205 87H202L201 85H200V86H201V87H200V90L196 89V92H197V91H198V92L200 91V94L198 93V95H200V98H199V99H200V103H202V102H206V101H207V100L205 101L206 98L204 99V97H207L206 95H209L210 97H212L213 95H215V96H216V98H215V99H216V100H215L216 103H221V102H222V103H235V104H236V103H242L243 106H244V104H251V106H253V107H254V105H255L256 103H262V104H264V103H263V102H264V101H263L264 98L262 99V98H260L259 96H253V95H252V96L250 97V96H246V95H245V96L242 97V99H239V100H238L237 98H235L234 95H235V96H238L237 93H239L238 90H240V88H239V87L241 86L240 83L236 84V83L232 82L230 79H229L228 81H226V80H223V78H222V80H218ZM243 82H244V81H243ZM256 82H257V81H256ZM88 83H89V82H88ZM152 83H153V82H152ZM152 83H151V84H152ZM154 83H155V81H154ZM171 83H172V86H173V84H174L173 81H172V82L170 81V85H171ZM180 83H181V82H180ZM180 83H179V84H180ZM194 83H193V84H194ZM198 83H196V84L198 85ZM210 83H211V82H210ZM83 84H84V83H83ZM146 84H147V83H146ZM146 84H145V85H146ZM162 84H163V82H162ZM182 84H183V82H182ZM182 84H180V85H182ZM186 84H187V83H186ZM196 84H195V85H196ZM239 84H240V85H239ZM118 85H119V84H118ZM127 85H128V84H127ZM129 85H130V84H129ZM149 85H150V84H149ZM149 85H148V89H150V87H152V89L156 87V86L153 85V84H152L153 86L151 85L150 87H149ZM158 85H159V84H158ZM170 85H169V87H170ZM175 85H176V84H175ZM197 85H196V86H197ZM211 85H212V86H211ZM242 85H243V84H242ZM120 86H121V83H120ZM124 86H125V85H124ZM154 86H155V87H154ZM161 86H162V85H161ZM172 86H171V87H172ZM182 86H183V85H182ZM184 86L186 87V85H184ZM125 87H126V86H125ZM128 87H129V86H128ZM162 87H163V86H162ZM162 87H161V88H162ZM167 87H168V86H165L164 88L167 89ZM169 87H168V88H169ZM171 87H170V88H171ZM192 87L195 88V86H192ZM198 87H199V86H198ZM225 87L228 88V89H230V90H228L227 92L225 91V92H222V93H221L220 89L225 88ZM244 87H245V90H246V91H248V92L250 91L251 93H254V92L261 91V88H264V84H262V83H255V82L253 83V81H252V83H251V82H249V84L246 83ZM88 88H89V87H88ZM188 88H189V87H188ZM188 88H187V89H188ZM208 88H209V86H208ZM226 88H225V89H226ZM162 89H163V88H162ZM172 89H173V88H172ZM174 89H175V87H174ZM174 89H173V91H174ZM178 89L180 90V87H179ZM178 89H177V90H178ZM259 89H260V90H259ZM143 90H144V89H143ZM145 90H146V88H145ZM156 90H158V89H156ZM163 90H165V89H163ZM163 90H162V92L164 93ZM226 90H227V89H226ZM88 91H89V89H88ZM119 91H120V90H119ZM149 91H153V90L150 89V90H148V92H149ZM158 91L160 92V90H158ZM168 91H169V89H168ZM180 91H182V89H181ZM180 91H179V92H180ZM219 91H220V92H219ZM246 91H245V92H246ZM252 91H254V92H252ZM94 92H95V91H94ZM120 92H121V91H120ZM148 92H147V93H148ZM159 92H158L157 94H160ZM179 92H177L176 94H178ZM185 92H187V91H185ZM189 92H191L190 89H189ZM193 92H195V91H193ZM193 92H191V95H190V96H193V95H194ZM217 92H219V94H217ZM261 92H262V91H261ZM123 93H124V92H123ZM123 93H122V94H123ZM128 93H129V92H128ZM132 93H133V90L131 91V94H132ZM165 93H166V91H165ZM165 93L163 94V96L165 95ZM170 93H172V90H171V92L166 93V94H169L168 96H170ZM182 93H183V91H182ZM213 93H214V94H213ZM251 93H250V94H251ZM126 94H127V93H126ZM150 94H151V93L149 92V95H148L149 97H151ZM161 94H162V93H161ZM161 94H160V95H161ZM173 94H175V93H172V96L174 97ZM184 94H185V93H183L182 96H184ZM187 94H188V93H187ZM187 94H185V95H187ZM239 94H241V93H239ZM243 94H244V92H243ZM127 95H129V94H127ZM133 95H136V94L134 93ZM133 95H130V96L132 97ZM188 95H189V94H188ZM188 95H187V98H188ZM196 95H197V94H195V96H196ZM124 96H125V95H124ZM141 96H143V95H141ZM154 96H155V99H154V98H152L153 100L151 99L152 102H154V103H151L150 101H147L148 103L145 101V103H147V104L150 103L151 105H153L152 107H154L156 101H157V102H160L159 106H158V105H157V106L160 107V108H161L160 110L162 111L163 107H161V106H162V105H161V99H160V101H158L159 98H156L158 95H157V96H156V95H152V97H154ZM163 96H162V95L160 96V98H162V100H163ZM168 96H164V98H167ZM176 96H178V95H176ZM176 96L174 97L175 99H176ZM195 96H194V97H195ZM209 96H208V98H210ZM128 97H129V96H127V98H128ZM131 97H129V99H126V100H128L129 102H131V101H130V98H131ZM198 97H199V96H197V97H195V98H198ZM202 97H203V98H202ZM123 98H124V97H123ZM125 98H126V96H125ZM133 98H134V96H133ZM133 98H132V101L135 100V98H134V99H133ZM179 98H180V97H179ZM179 98H178V99H179ZM184 98H186V96L183 97V100H184ZM190 98L192 99V97H189L188 100H189ZM195 98H194V99H195ZM208 98H207V99H208ZM156 99H157V100H156ZM167 99H168V101H170V100H169L170 97L167 98ZM167 99H166V100H167ZM194 99H192V101H193ZM210 99H212V98H210ZM146 100H148V99H146ZM155 100H156V101H155ZM181 100H182V99H181ZM185 100H186V99H185ZM208 100H209V99H208ZM88 101H89V100H88ZM135 101H136V100H135ZM135 101H134V102H135ZM164 101H165V99H164ZM178 101L181 102L180 99H179ZM198 101H199V100H198ZM198 101H197V102H198ZM134 102H133V103H134ZM141 102H143V101H141ZM170 102H172V101H170ZM176 102H177V101H176ZM189 102H190V100H189ZM210 102H212V101L210 100ZM165 103H167V102L165 101ZM173 103H174V101H173ZM173 103H170V105H173ZM181 103H182V102H181ZM181 103H180V104H181ZM187 103H188V102H187ZM222 103H221V104H222ZM92 104H93V103H92ZM141 104H142V103H141ZM168 104H169V103H167V105H168ZM184 104H185V103H184ZM192 104H193V103H192ZM198 104H199V103H198ZM252 104H254V105H252ZM142 105H143V104H142ZM142 105H141V107H139V108H142V107L144 108L145 104H144V106H142ZM160 105H161V106H160ZM175 105L178 106V103L175 104ZM175 105H174V106H175ZM195 105H197V104H195ZM201 105H204V104H201ZM207 105H208V104H207ZM207 105H206V106H207ZM213 105H214V104H213ZM215 105H217V104H215ZM256 105H257V104H256ZM148 106H149V105H148ZM148 106L146 105V107L148 108V111H149V110H150V109H149L150 107H148ZM157 106H155V107H157ZM177 106H176V107H177ZM182 106H183V104H182ZM187 106H188V105H187ZM192 106L194 107V105H192ZM206 106H205V107H206ZM233 106H234V105H232V107H233ZM130 107H131V106H130ZM152 107H151V108H152ZM172 107H173V106H172ZM205 107H203V109H205V110L207 111L206 108H207L208 106H207L206 108H205ZM224 107H225V106H224ZM224 107H223V108H224ZM228 107H229V106H228ZM235 107H237V106H235ZM239 107H240V105H239ZM239 107H238V108H239ZM253 107H250V108L252 109ZM262 107L264 108V106H262ZM136 108H137V107H135L134 111L136 110ZM143 108H142V110H141V111H143V112H141V113H144ZM147 108H146V109H147ZM191 108H192V107H191ZM196 108H197V107H196ZM212 108L214 109V107H212ZM212 108H211V110H212ZM255 108H256V107H255ZM259 108H261V106H260ZM259 108H258V109H259ZM128 109H129V108H128ZM152 109H157V108H152ZM166 109H167V108H166ZM177 109H178V108H177ZM180 109H181V108H180ZM182 109H183V110H187L188 108H185V109H184V108L182 107ZM182 109H181V110H182ZM208 109H209V108H208ZM216 109H218L217 106H216ZM227 109H228V108H227ZM229 109H230V108H229ZM231 109H232V108H231ZM241 109H242V108H241ZM246 109H247V108H246ZM248 109H249V108H248ZM137 110H138V109H137ZM157 110H158V109H157ZM157 110H156V111H157ZM164 110H165V109H163V111H164ZM175 110H176V109H175ZM178 110H179V109H178ZM183 110H182V111H178V112H180L179 115L181 114V115L183 116V118H185V120H186V121H185V122H186V125L188 124L187 122H189V121L193 118V116H194V118L198 119V118H197V117H199L198 114H201V115H202V113H200V112H199V113L196 112V115H194V114L192 115V112L194 113V111H196V110H194V111L192 110V111H189V112H191V115H192V116L190 115L192 118L189 119V118H190V117L188 116L189 113L186 114L187 111L185 112V111H183ZM198 110L201 111V109H198ZM198 110H197V111H198ZM209 110H210V109H209ZM209 110H208V111H209ZM219 110H220V109H219ZM232 110H234V109H232ZM239 110H240V108H239ZM128 111H130V110H128ZM128 111L125 112V113H129V116H130V112H132L133 110L130 111V112H128ZM145 111H147V110H145ZM156 111H154V112H156ZM158 111H159V110H158ZM165 111H166V110H165ZM165 111H164V112H165ZM170 111H174V110H171V109H170ZM222 111H223V110H222ZM222 111H220V117H225V116L227 117V116H229V115L221 116V112H222ZM225 111H226V110H225ZM225 111H224V112H225ZM227 111H228V110H227ZM242 111H243V110H242ZM249 111H250V110H249ZM252 111H253V109H252ZM254 111H255V110H254ZM257 111H258V110H257ZM259 111H261V109H259ZM262 111L264 112L263 109H262ZM262 111H261V112H262ZM117 112H118V111H117ZM150 112H151V111H150ZM168 112H169V111H168ZM181 112H183L184 115H183ZM201 112H202V111H201ZM209 112H211V114H212L213 111H209ZM209 112H207V113H209ZM234 112H235V111H234ZM245 112H246V111H245ZM255 112H256V111H255ZM133 113H134V112H133ZM151 113H153V112H151ZM151 113H150V114H151ZM159 113H160V111H159ZM165 113H167V112H165ZM171 113H172V112H171ZM173 113L175 114V112H173ZM173 113H172V115H173ZM204 113H205V111H204ZM204 113H203V115L208 116V115H206V114H204ZM226 113H227V112H226ZM247 113H248V112H246V114H247ZM252 113L256 115V113L250 111V114L248 113V115H251V116H248V115H247V116H246V119H248V120H247V121H248V124H250V123H249V120L254 119L255 121L252 120L253 123L250 124V125H251V126L253 125L254 127L256 126L257 129H258V132H259V127H258L259 124H258V122H256V120H257V121H261V122H263V121H264V117L261 116V115H260V116H259V115H256V117L254 118V117L252 116V115H253ZM117 114H118V113H117ZM120 114H121V113H119V116H120ZM146 114H147V113L145 112V114H142V115L145 116ZM169 114H170V112H169ZM216 114H217V113H216ZM237 114H239V113L237 112ZM241 114H242V112H241ZM257 114H258V113H257ZM259 114H260V113H259ZM261 114H262V113H261ZM263 114H264V113H263ZM124 115H125V114H124ZM124 115H123V116H124ZM134 115H135V114H134ZM134 115H133V116H134ZM161 115H162V114H161ZM163 115H164V114H163ZM175 115H176V117H180V116H181V115H180V116H179V115L177 116V112H176ZM185 115H187V116L184 117ZM214 115H215V114H214ZM214 115H210V116H211V117H216V118L219 117L218 114L215 115V116H214ZM223 115H224V114H223ZM255 115H254V116H255ZM113 116H114V115H113ZM116 116H118V115H116ZM121 116H122V115H121ZM123 116H122V117H123ZM125 116H127V115H125ZM125 116H124V118H126ZM131 116H132V115H131ZM131 116H130V117H131ZM140 116H141V114H140ZM147 116H148V115H147ZM153 116H154V114H153ZM165 116L168 117L167 114H166ZM196 116H197V117H196ZM205 116H204V117H205ZM238 116H239V115H238ZM127 117H128V116H127ZM136 117H137V115H136ZM136 117H131V118H136ZM157 117H159V116H157ZM157 117H155V119L157 120V122H158L159 120H160L159 122H161L162 120H164V119H162V118H161L162 120H161V119L158 120ZM160 117H164V116H160ZM160 117H159V118H160ZM171 117H172V116H171ZM173 117H175V116H173ZM200 117H202V116H200ZM204 117H203V118H204ZM220 117H219L218 119H216L218 122H220V121L223 119V118L220 119ZM229 117H230V116H229ZM231 117L233 118V116H231ZM240 117H241V116H240ZM240 117H239V118H240ZM243 117H244V116H243ZM148 118H153V117H152V114H151L150 117L148 116ZM186 118H187V119H186ZM117 119H118V117H116L115 120L117 121ZM146 119H147V118L145 117V120H146ZM166 119H168V118H166ZM166 119H165V120H166ZM169 119H170V117H169ZM196 119H194V120L192 119V120L195 122ZM206 119H208V118L206 117ZM206 119H205V120H206ZM219 119H220V121H219ZM225 119H226V118H225ZM225 119H224V120H225ZM242 119H243V120H242V123H241V124H242V126H243V124L246 123V122L244 121V118H242ZM145 120H144V121H145ZM170 120L173 121V120H175V119H172V118H171ZM177 120H181V119L178 118ZM182 120H184V119H182ZM187 120H188V121H187ZM192 120H191V124H190V125H191V127L193 128L192 124H193L194 122L192 123ZM213 120H214V119H213ZM224 120H223V121H224ZM226 120H228V118H227ZM229 120H230V119H229ZM133 121H134L135 123L132 122V124H133V123H134V124H136V123H141V122H139V121H141V120H139V121H137V122H136L135 120H133ZM148 121H149V120H148ZM148 121H146V122L149 124ZM167 121H168V120H167ZM198 121H199V120H198ZM206 121H207V120H206ZM243 121H244V122H243ZM252 121H250V122H252ZM117 122H118V121H117ZM146 122H145V123H146ZM168 122H169V121H168ZM168 122H167V123H168ZM173 122H174V121H173ZM178 122H179V121H178ZM178 122H174V123H178ZM181 122H182V121H181ZM202 122H203V121H202ZM207 122H208V121H207ZM218 122H217V126L219 125ZM221 122H222V121H221ZM221 122H220V123H221ZM254 122H255L258 126H257V125H254ZM145 123L143 122L144 126H143L142 124H140V125H142L141 127L144 128V127L146 126ZM147 123H146V124H147ZM150 123L152 124L151 121H150ZM153 123H154V122H153ZM163 123H164V122H163ZM163 123L160 124V128H161L162 125H163V127L165 126ZM165 123H166V122H165ZM170 123H171V122H170ZM179 123H180V122H179ZM196 123H197V122H196ZM225 123H226V124H227V123L230 124L229 121H228V122H225ZM232 123H233V122H232ZM134 124H133V125H134ZM151 124H149L150 127L153 126V125L151 126ZM157 124H158V123H155V125H157ZM168 124H169V123H168ZM199 124H201V121H199ZM234 124H235L234 126H233V125H230V127L233 126L232 129H231L230 127L227 128V129H231V130H233V129H237L236 126L241 125L239 122H238V123L235 122ZM236 124H238V125H236ZM140 125H139V126H140ZM155 125H154V126H155ZM166 125H167V124H166ZM177 125H180V126H181L182 124H177ZM183 125H184V122H183ZM186 125H185V126H186ZM203 125H204V124H203ZM209 125H210V124H209ZM245 125H246V124H245ZM250 125H249V126H250ZM115 126H116V122H115ZM135 126H136V125H134L133 127H132V126H130V127H132V129H133V128H135ZM139 126L137 125L136 127L139 128ZM167 126H168V125H167ZM167 126H165V127H166V128H170L169 126H168V127H167ZM170 126H171V124H170ZM172 126H176V124H175V125H172ZM197 126H199V125H197ZM205 126H206V125H205ZM217 126H215V127H217ZM219 126H221V125H219ZM223 126H224V122H223ZM225 126H228V125H225ZM247 126H248V125H246V126H244V127H247ZM253 126L251 127V128H253V129L250 128L249 130H252V131L255 130V131H257V129H254ZM126 127H127V128H126ZM126 127H124V128L127 129V132L130 131V130H128L129 127H128V126H126ZM158 127H159V126H158ZM177 127H178V126H177ZM177 127H174V129H176ZM188 127H189V125H188ZM191 127H189V128H191ZM206 127H207V126H206ZM209 127H210V126H209ZM209 127H208V128H209ZM215 127H213V125H211L210 128H213V129H214ZM235 127H236V128H235ZM244 127H242V129L246 132V130H245ZM256 127H255V128H256ZM115 128H116V127H115ZM118 128H119V127H118ZM124 128H123V129H124ZM160 128H158V130H159ZM180 128H182V127H180ZM189 128H188V129H189ZM200 128H201V127H200ZM200 128H199V129H200ZM204 128H205V127H204ZM204 128H203V130H204ZM224 128H225V127H224ZM247 128H248V127H247ZM261 128H262V129H261ZM261 128H260V132H261V130L264 132V125H262ZM147 129H149L148 126H147ZM150 129H151V128H150ZM163 129H164V128H163ZM171 129H172V127H171ZM177 129H178V128H177ZM184 129H187V126H186V128H184ZM193 129H194V128H193ZM217 129H218V127L216 128V130H217ZM220 129H221V128H220ZM238 129H239V127H238ZM152 130H153V127H152ZM152 130H149L150 133H152ZM154 130H155V129H154ZM164 130H168V129H164ZM178 130H179V129H178ZM180 130L183 131V128L180 129ZM197 130H198V129H197ZM214 130H215V129H214ZM218 130H219V129H218ZM223 130H224V129H223ZM223 130H221V131L223 132ZM231 130H230V131L227 130V131H228V132H231ZM243 130H242V131H243ZM116 131H118V130H115V132H116ZM161 131H162V130H161ZM172 131H173V130H172ZM190 131H191V130H190ZM194 131H195V132H194ZM201 131H202V129H201ZM201 131H200V132H201ZM208 131H209V130H208ZM227 131L224 132V134L226 133L225 135H222V134L220 133L221 135H219V136H221V137H222V136H225V137H226V135H228V134L231 135V134H233V133L236 132V133H238V134L240 133V134L238 135V136H240V137H238V136L236 135V137H238V138L236 139L237 142H238L239 138H241V137H242V139H240V143H241V141H243V136H241V135H244V134L242 133V131H241V132H237V130H236V131L233 130L234 132H231V133H227ZM238 131H240V130H238ZM244 131H243V132H244ZM255 131H254V132H255ZM120 132H121V131H120ZM169 132H170V131H169ZM187 132H188V134H190L189 131L186 130V133H187ZM191 132L196 133V129L193 130V131H191ZM197 132H198V131H197ZM211 132H212V131L206 132V131L204 130V133H206V135H207V133H210V134H211ZM245 132H244V133H245ZM155 133H156V132H155ZM155 133L153 132L152 134L155 135ZM170 133H171V132H170ZM177 133H178V132H177ZM182 133H183V132H182ZM204 133H203V131H202V134H204ZM212 133H214V132H212ZM216 133H219V132H216ZM241 133H242V134H241ZM247 133L250 134L251 131H250V132L248 131ZM157 134H158V133H157ZM161 134H162V132H161ZM175 134H176V132H175ZM175 134L172 132V135H175ZM178 134H179V135H178V137H177V140H179L178 138L183 137L182 134H181V136H180V133H178ZM210 134H208V135H210ZM245 134H246V133H245ZM249 134H248V136H249ZM252 134H253V132H252ZM166 135H167V134H166ZM172 135H170V136H172ZM185 135H187V134H185ZM185 135H184V136H185ZM195 135H196V134H195ZM233 135H234V134H233ZM233 135L229 136V139H232V136H233ZM246 135H247V134H246ZM246 135H245V136H246ZM112 136H113V135H112ZM145 136H146V135H145ZM155 136H156V135H155ZM170 136H166V138H169ZM176 136H177V134H176ZM179 136H180V137H179ZM212 136H213V135H210L209 137H212ZM217 136H218V134H214V136H213L214 139H216ZM219 136H218L217 138L220 140ZM245 136H244V138H246ZM140 137H141V136H140ZM146 137L148 138V136H146ZM146 137H145V138H146ZM149 137H151V136L149 135ZM156 137H157V136H156ZM162 137H164V136H162ZM186 137H187V136H186ZM209 137H208V136H207V138L204 137V139H207V141L209 140L208 143H209V142L213 143L212 141H210L211 138L209 139ZM225 137H224V138H225ZM251 137H252V136H250L249 139H250ZM256 137L258 138V136H255V139H256ZM164 138H165V137H164ZM171 138H172V137H171ZM174 138L176 139V137H174ZM183 138H184V137H183ZM187 138H188V139H187ZM187 138H184L185 140H187V144H188V143L190 144V142L192 143V142L194 141L193 139L196 140V138H194V137H193L192 139L189 138V137H187ZM197 138L199 139L200 137H197ZM202 138H203V137H202ZM234 138H235V135H234V137H233V140H234ZM261 138H263V137H261ZM261 138H260V139H261ZM181 139H182V138H181ZM204 139H203V140H204ZM225 139H226V140H225ZM225 139L220 140V142L222 141L223 144H221V143L219 142L220 144L217 143L216 145H214V144H212V145H214V147H217L218 144H219L218 148H222L221 145L225 146V143L228 141V137L225 138ZM247 139H248V138H247ZM247 139H245V141H246ZM255 139L253 138V139H252V142H253ZM116 140H117V139H116ZM135 140L138 141L139 139H135ZM157 140H158V138H157ZM165 140L167 141V139H165ZM171 140H174V139L172 138V139H170V141H171ZM182 140H183V139H182ZM188 140H189L190 142H188ZM191 140H193V141H191ZM201 140H202V139L200 138V139H199V142L194 141V142L196 143L195 145H197V143H198V144L201 143V142H200ZM203 140H202V141H203ZM233 140H232V141L229 140L228 144L231 145V142H233ZM131 141H132V140H131ZM139 141H140V140H139ZM159 141H161V142H160L161 145H159V143H157V144L154 146V148H155L156 146L159 145L158 147L161 148L160 150L158 149L159 152H164V153H165V151H164L165 149H164V150L162 149V144H163V146H164V142H163L162 140H160V139H159ZM168 141H169V140H168ZM168 141H167V144H168ZM179 141H181V140H179ZM183 141H184V140H183ZM197 141H198V140H197ZM225 141H226V142H225ZM245 141L242 142V143L245 144ZM255 141H256V140H255ZM255 141H254V142H255ZM260 141L262 142V141H264V140H260ZM260 141H258V142H260ZM118 142H119V141H118ZM118 142H116V143H118ZM133 142H135V141H133ZM157 142H158V141H157ZM162 142H163V143H162ZM184 142H185V141H184ZM204 142H206V141H204ZM216 142H217V141H216ZM249 142H251V141H249ZM254 142H253V143H254ZM258 142H257V143H258ZM119 143H121V142H119ZM137 143H138V142H137ZM153 143L155 144V142H153ZM153 143H152V145H154ZM234 143H235L236 146H237V145H238V146L241 145L240 143H236V141H235ZM123 144H124V143H122V145H123ZM167 144H166V142H165V145L168 147L169 144H168V145H167ZM174 144H175V146L177 145L176 143H174ZM174 144H172V145L170 144V145H169L170 148H171V146H173ZM178 144H179V142H178ZM181 144H182V145H185L186 142H185V144H184V143L181 141ZM187 144H186V145H187ZM201 144H202V145H201ZM201 144H199V145H201V147H202L203 145H205V143H204V144L201 143ZM226 144H227V143H226ZM228 144H227V146H229ZM259 144L261 145V143H259ZM191 145H192V144H191ZM193 145H194V144H193ZM193 145H192V146H193ZM195 145H194V146H195ZM199 145H197V146H199ZM207 145H209V144H207ZM233 145H234V144H233ZM235 145H234V146H235ZM247 145H248V144H246V146H247ZM250 145H251V144H250ZM253 145H254V144H253ZM263 145H264V143H263ZM120 146H121V144H120ZM120 146H119V147L117 146L118 149H120ZM125 146H126V144H125ZM137 146H138V145H137ZM150 146H151V145H150ZM187 146L190 147V149H191V146H189V145H187ZM194 146H193V147H194ZM197 146H196V147H197ZM243 146H244V145H243ZM254 146H255V145H254ZM254 146H253V147H254ZM127 147L129 148V146H127ZM127 147H124V145H123V148L126 149V150H128ZM167 147L164 146V148H167ZM173 147H174V146H173ZM173 147H172V148H173ZM176 147H177V146H176ZM193 147H192V148H193ZM204 147H205V146H204ZM204 147H202L203 150L201 149V150H202L201 152L203 153V152H204V149H205V154H206V150H207V151L209 150V148L207 149V147H210V146H207L206 148H204ZM212 147H213V146H212ZM212 147H211V148H212ZM229 147H230V146H229ZM240 147H241V146H239L238 148H237V147H236V148L234 147V148L238 150V149H240ZM258 147H259V146H258ZM142 148H143V147H142ZM142 148L139 149V150H142V151L145 150V149H142ZM152 148H153V147H152ZM156 148H157V147H156ZM170 148L168 147L166 150H169ZM172 148H171V151L169 150L168 152H171V153H172V150H173ZM178 148H179V147H178ZM198 148L200 149V147H198ZM227 148H228V147L224 148V149H225L224 151L227 152V150H226ZM234 148H230V150L232 149V151H234V150H235ZM241 148H242V147H241ZM255 148L257 149V147H255ZM121 149H122V146H121ZM176 149H177V148H176ZM179 149H180V148H179ZM182 149H183L182 152H185L184 148H182ZM185 149H186V148H185ZM193 149H194V148H193ZM193 149H191V150L193 151ZM253 149H254V148H253ZM253 149H252L251 151H253ZM258 149H259V148H258ZM261 149H262V147H261ZM126 150H125V151H126ZM153 150H155V149H153ZM161 150H162V151H161ZM191 150H190V151H191ZM194 150H198V149L196 148V149H194ZM211 150L214 152L215 149L213 148V149H211ZM222 150H223V148H222ZM237 150H236V151H237ZM249 150H250V148H249ZM125 151H123V153H124ZM136 151H137V150H136ZM136 151H135V152H136ZM148 151H149V150H148ZM148 151H147V152H148ZM180 151H181V149H180ZM190 151H189V152H190ZM192 151H191V152H192ZM224 151H221V153H222V152L224 153ZM232 151H231V153L233 154ZM240 151H241V150H240ZM153 152H155V151H153ZM159 152H157V150H156L155 153H156L157 155H156L155 153H152V154H151L152 157H151V155L149 154V155H150V158H152V159H151L152 161H153V160H154V161H155V160H159V158L157 157L158 155H159V157H163V155H165L164 153H163V154H161V153L158 154ZM168 152H166V153H168ZM176 152H177V150H176L175 152H173V153H176ZM201 152H200V153H201ZM215 152H216V154H217V151H215ZM244 152H246V151H244ZM244 152H243V154H244ZM132 153H133V151H132ZM171 153H169V154H170L171 156H173ZM198 153H199V152H197V153H195V154H198ZM200 153H199L200 156H201V155H204V156H206L207 158L210 156V157H209V160L212 158V161H213V162H212V161L210 160V161H211V165H212V163H213V168L216 166L215 164H217V163H216V162L214 163V159H215L216 156H215L214 158L211 156L213 153L210 155V153H209V151H208L207 153H209V156H208V155H205L204 153H203V154H200ZM223 153H222V154H223ZM227 153L229 154V152H227ZM234 153H235V152H234ZM247 153H248V151H247ZM261 153H262V152H261ZM121 154H122V153H121ZM144 154L146 155V153H144ZM153 154H154V155H153ZM169 154H166V155H168V157H166V158H169V156H170ZM176 154H177V153H176ZM182 154H183V155H182L183 158H182L181 155H180L181 157H180V156H179V157H180V159L182 158L181 160H182L183 162H180V163L178 162V165L184 163V161L186 162V161L189 160L187 163H184V164H187L188 166H190V165H191L190 160H191L192 156H191V157H190V156H187V157H186V156H184L185 153H182ZM186 154H187V152H186ZM192 154H194V151H193ZM195 154H194V156H195ZM216 154L214 153V155H216ZM232 154H231V155H232ZM237 154H239V153H237ZM237 154H236V155H237ZM240 154H241V153H240ZM243 154H241V155H243ZM253 154H254V152H253ZM253 154H251V155H253ZM134 155H135V154H134ZM155 155H156L157 159L154 158ZM161 155H162V156H161ZM166 155H165V156H166ZM177 155H179V154H177ZM189 155H190V153H189ZM254 155H255V154H254ZM263 155H264V154H263ZM131 156H133V155H131ZM136 156H137V153H136ZM165 156H164V157H165ZM200 156H199V158H200ZM224 156H226V155H224ZM227 156H228V155H227ZM233 156H234V154H233ZM246 156H247V155H246ZM141 157H142V156H141ZM141 157H140V158H141ZM147 157H148V156H146V158L143 157L144 160H146ZM164 157H163V158H164ZM174 157H175V156L170 157V158H174ZM176 157H177V156H176ZM184 157L189 158V159H186V158H185V160H184ZM195 157H198V155L195 156ZM217 157H223V156H222V155L220 156V154L218 153ZM238 157H239V156H238ZM238 157H234V158H233V160L235 159V161H234L235 163H232V164H230L231 162L229 163V165H230L231 167H233V164H234L235 166H236V165L238 166V163H239V162H237V161L241 159V158H240V159H236V158H238ZM251 157H252V156H251ZM136 158L138 159V157H136ZM150 158L148 157V160H147V161H149ZM201 158H202V157H201ZM201 158L199 159V163L202 162L203 160L205 161V159H207V158H205V159L203 158L202 161H201ZM231 158H232V157H231ZM247 158H250V157H247ZM247 158H246V159H247ZM252 158H254V157H252ZM256 158L258 159V157H256ZM256 158H255V159H256ZM134 159H135V157H134ZM164 159H165V158H164ZM180 159H179V160H180ZM193 159H194V157H193ZM218 159H219V158H218ZM218 159H216V160H218ZM220 159H221V158H220ZM229 159H230V158H229ZM244 159H245V158H244ZM151 160H150V161H151ZM171 160H172V159H171ZM171 160H170V161H171ZM181 160H180V161H181ZM196 160H198V158H196L194 161H196ZM227 160H228V158H227ZM227 160H226V161H224V160L222 161V160H221V161L224 162V164H225V163H228ZM250 160H251V159H250ZM253 160H254V159H253ZM150 161H149V162H150ZM154 161H153V162H154ZM168 161H169V160H168ZM192 161H193V160H191V162H192ZM210 161H208V162H210ZM229 161H230V160H229ZM246 161H247V160H246ZM136 162H137V161H136ZM143 162H145V161H143ZM160 162H161L160 164L164 165V166H163L164 169L162 168V165L160 166L159 163H157V162H156V163H157L158 168H159V166H160V168L162 169L161 172H162V174H163V171L165 170V167L168 168V165L165 164V162H163V163H164V164H163L161 160H160ZM166 162H167V161H166ZM247 162H248V161H247ZM247 162H246V163H247ZM251 162H252V161H251ZM251 162H249V164H250ZM218 163H219V161H218ZM257 163H258L259 165H263V167H262V170H261L260 172H258V173H257V171L255 170V172L257 173V174H256V179H258L257 182L260 183V186L258 185L259 190H256L255 187H253V189H255L256 191L259 192L257 196H256V194L254 193L256 199L253 198V195H252V197H251V195H249L251 198L254 199V201L251 200L250 202H252V203H250L249 200H250L251 198H250L249 196L244 195V192H245V191H244V192H241V195H242V193H243L242 196L236 194L235 196H239V197H241V199H242L243 196L248 197V198H249L248 201H247V198L245 199V197H244V199H245L246 201L242 200V202H243V205H245V203H248V202H249V204H248L249 207H248V209L245 208V209H247V210H246V213L244 214V216H243L242 213H241V217L243 216L242 218H241V217L239 218L238 216H236V217L239 218V220L242 221L241 224H239V223L237 222V224L234 223V224L236 225V226H235L234 224H231V223L228 224V223H226V224H228V226H229V225H232L233 229L236 228V227H238V228L241 227L240 229H243V228H244L245 230L248 229L249 232H247V231L244 232V233H245V236H244L243 233H241V234H243L242 237L244 236V237L246 238V237H247V236H246L247 233H250V235L253 234V235H252L253 238H251V236H250V238H251L250 240H248L249 238H246L247 242H246V241L243 242V241L245 240V239H244V240H240V242L242 241L243 243H242V242H241V243H239V242L237 243V245H239V244H243V245H244V243H246V246H244V247H245V250L251 248V250H250L251 252H249V253H252V254L250 255L249 253H247V252H248V250H247L245 253H246L247 255H248V254L250 255V256L248 257L249 259L246 258V257H245V259L243 258L244 260L242 261V264H243V263L246 264L245 260H246L247 262H250V257H252V258H251V262H250V264H264V156L260 157V159L257 160ZM145 164H147V162H146ZM148 164H149V163H148ZM153 164H154V163H153ZM158 164H159V165H158ZM184 164H182V165H183V168H184V167L186 168L187 165L185 166ZM193 164H195V163L192 162V165H191L190 168H192ZM197 164H198V161H197ZM209 164H210V163H209ZM239 164H240V163H239ZM253 164H254V163H253ZM253 164H252V165H253ZM135 165H136V164H135ZM149 165H150V164H149ZM151 165H152V164H151ZM151 165H150V166H151ZM165 165H166V166H165ZM178 165H177V166H178ZM182 165H181V166H178V167L181 168V169L179 168V170L182 171V172H181V171L178 172V174L181 172L180 174L182 175V176L180 175V177H182V179L179 177V180L181 179V181H182L183 178L185 179L186 177H187V178L189 177L188 180H190L191 173L194 171V169H191L190 172H188V171H184V169L182 168ZM195 165H196V164H195ZM203 165H204V164L202 163V166H203ZM205 165H207V164H205ZM211 165H210V167L208 166L209 169H208L207 167H203V170H204V168H206V169L208 170V171L206 172L207 175H205V176H208V178H209V176H212V175H208L209 170H211V171L213 170V168L211 169V167H212ZM218 165H219V166H223V167L226 166V165H221L220 163H219ZM227 165H228V164H227ZM229 165H228V166H229ZM255 165H256V164H255ZM145 166H146V165H145ZM150 166H149V167H150ZM172 166H174V165H172ZM172 166L169 165V168L172 167ZM202 166H201V165L198 166V167H201V169H199V171L201 170V171H200V175H198L199 177H201V174H206V173H201V172H204V171L202 170ZM219 166H217V167H215V168H218ZM147 167H148V166H146V169H147ZM149 167H148V168H149ZM178 167L175 166V167H173V168H176V169H177ZM196 167H197V166H196ZM198 167H197V168H198ZM260 167H261V166H260ZM139 168H141V167H139ZM143 168H144V167H143ZM197 168H196V169H197ZM229 168H230V167H229ZM240 168H242V166H241ZM251 168H252V167H251ZM256 168H257V167H256ZM144 169H145V168H144ZM182 169H183V170H182ZM206 169H205V170H206ZM219 169H220V168H219ZM219 169H218V171H220ZM225 169H227V167H225ZM232 169H233V168H231L230 170H232ZM235 169H236V168H235ZM242 169H243V168H242ZM117 170H118V169H117ZM122 170H123V169H122ZM147 170H148V169H147ZM170 170H172V169H170ZM170 170H169V171H170ZM185 170H186V169H185ZM187 170H188V169H187ZM222 170H223V168H222ZM222 170H221V171H222ZM230 170H229V171H230ZM236 170H237V169H236ZM148 171H150V170H148ZM158 171H160V170L158 169ZM167 171H168V170H167ZM169 171H168V172H169ZM199 171H195V172L197 173V172H199ZM213 171H214V170H213ZM221 171H220V172H221ZM238 171H240V169H239ZM253 171H254V168H253ZM183 172H185V174H186V172H187V174L185 175ZM214 172H215V171H214ZM214 172H213L212 174H216V173H214ZM232 172H233V171H232ZM235 172H236V171H235ZM235 172H234V173H235ZM241 172H242V171H241ZM124 173H125V172H124ZM158 173H160V172H158ZM176 173H177V172H176ZM176 173H175V174H176ZM188 173L190 174V176H189ZM196 173L193 172V173H192V174H193L192 177L194 176L193 179L196 178L195 181H200V179H201V182H199V184H200V183H202V180H203L202 178H203V177L200 178V179L198 180L199 177H198V176H195V175H197L198 173H197V174H196ZM225 173H227V172H226V171H224L223 173L221 172V174H223V175H225V176L227 175L226 177H229V176H231V178L234 177V175H233V177H232V175L229 174L230 172L227 173V174H225ZM172 174H173V173H172ZM194 174H195V175H194ZM209 174H211V173H209ZM221 174H220V175H221ZM228 174H229V175H228ZM238 174H240V173H238ZM245 174H246V173H245ZM252 174H253V172H252ZM160 175H161V173H160ZM168 175H169V174H168ZM176 175H177V174H176ZM176 175H175V177L178 178L179 175H178V176H176ZM187 175H188V176H187ZM216 175L220 177L219 173L216 174ZM216 175H214L213 177L219 179L220 181H223V182H220L222 185H221V184H220L221 186L219 185V186H220V190H219L218 192L220 193V195H222L223 193H225L224 191L226 190L227 187H228V189H230V190H232V191H233V190L235 191V190L239 189V188L235 189L236 186L238 187V185H240V186L242 185V184H238V185L233 184V185H234V188H232L231 186H233V185H231V186H227V185H225V183H224V181L227 183V182L230 181V180H227V181H226V180H225L226 178H224L223 175H222V176H223L222 178H223L224 180H223L222 178H218ZM240 175H242V173H241ZM161 176H162V175H161ZM184 176H185V177H184ZM202 176H204V175H202ZM146 177H147V176H146ZM170 177H171V176H170ZM173 177H174V176H173ZM192 177H191V179H192ZM242 177H243V175H242ZM246 177H247V179H246L245 181H247V180L249 179L248 181L250 182L251 179H252V177H251V176L248 177V175H246ZM204 178H205V177H204ZM215 178L210 177V179H211V183L208 182V180H207V181H204V180H203V181L205 182V184H206V182H208V183H207L208 185H209V183L212 185V184H214V183L217 182V179H216V182H213V183H212V179H215ZM229 178H230V177H229ZM229 178H227V179H229ZM236 178H238V177H236ZM236 178H235V179H236ZM239 178H240V177H239ZM254 178H255V177H254ZM161 179H162V178H161ZM193 179H192V180H193ZM206 179H207V178H206ZM221 179H222V180H221ZM235 179H234V180H235ZM121 180H122V179H121ZM219 180H218V181H219ZM253 180H254V179H253ZM127 181H128V180H127ZM127 181H125V182H127ZM236 181H239V180L236 179ZM240 181H244V179H243V180L240 179ZM129 182H130V181H129ZM178 182H179V181H178ZM193 182H194V181H193ZM193 182L191 181L190 184H189V183H187V184L191 185V183H192L191 186H192V187H193V186L196 187L197 185H194V184H198V182H197V183H196V182L193 183ZM204 182H203V185H202V186H201V184H200V186L202 187V190H205L207 187H209L208 185H205ZM231 182H232V181H231ZM252 182H253V181H252ZM132 183H133V182H132ZM148 183H150V182H148ZM184 183H185V184H184ZM223 183H224V184H223ZM259 183H258V184H259ZM182 184H184V190H183V188H181L182 191H188V190L186 189V187L188 188V187H190V186H189V185L186 186V185H187V184H186V181L183 182ZM199 184H198V186H199ZM217 184H218V182H217L215 185H217ZM125 185H126V184H125ZM150 185H151V184H150ZM150 185H149V186H150ZM152 185H153V184H152ZM152 185H151V186H152ZM223 185L226 186L225 189H224V191H222V190H223V187H224ZM228 185H230V184L228 183ZM247 185H249V183L246 184V186H247ZM203 186H205V189H203ZM219 186H218V187L215 186V187H216L217 189H219ZM242 186H243V185H242ZM246 186H245V187H246ZM251 186H253V185H251ZM251 186H248V187H249V188H252ZM195 187H194V188H195ZM210 187H211V186H210ZM210 187H209V188H210ZM213 187H214V186H213ZM173 188H174V187H173ZM197 188H198V187H197ZM209 188H207V189H209ZM221 188H222V189H221ZM231 188H232V189H231ZM185 189H186V190H185ZM188 189H189V188H188ZM190 189H191V187H190ZM190 189H189V190H190ZM217 189H216V190H217ZM228 189L226 190V192H227V193H228V192H231V191L228 190ZM241 189L244 190V186H243V188H241ZM257 189H258V188H257ZM174 190H175V189H174ZM191 190H192L193 192H192ZM191 190H190V191H191L193 194H195L197 197H196L195 195H192V196H189V195H188V198H191L190 200H195V199H193V198H195V197H196V199H199L198 196H200L201 194L197 195V193H199V192H197V191L195 192L193 188H192ZM198 190L201 191L200 188H198ZM243 190H240V189H239V191H243ZM245 190H246V188H245ZM247 190H248V189H247ZM163 191H164V190H163ZM190 191H188V193H190ZM206 191H208L209 194H207ZM210 191H211L210 189H209V190H205L206 196L209 195V197H211L210 195H212L211 198H214L215 195H216V196L218 195V194H215V192L211 194ZM237 191H238V190H237ZM239 191H238V194L240 193ZM248 191L250 192V191H252V189H250V190H248ZM164 192H165V191H164ZM175 192H176V191H175ZM178 192H179V191H178ZM194 192H195V193H194ZM203 192H204V191H203ZM221 192H222V193H221ZM188 193L186 192V195H187ZM201 193H202V191H201ZM231 193H234V194H235V193H237V192H231ZM250 193H253V191L250 192ZM250 193H249V194H250ZM229 194H230V193H229ZM229 194H228V195H227V194L223 195V196H225L224 199H221L222 196L219 197L220 199H217L218 196L215 197L216 199H215V198H214V199H215L216 201H217V200H218V201L224 200V201L226 202V203H225V202L221 201V203H217L215 206L212 204L213 202H211V198L208 199V197H206V198H207V199H206L205 197H202V195H201V197L203 198V200L206 199L205 202H206V203L209 202V203L211 204V206H214V208H215V207L217 208L218 206H220V207L217 208V209H219V212H218V210H216V208H215V210H216L217 212H216L211 206H210V207L208 206V208L205 207V209L208 211V216H209V217H208L207 215H205V213H206L205 211H206V210H204V208H202V207H204V205H203L204 203H203L202 198L200 197V199L202 200V203H203V204H202L201 202H200V203L197 202L198 200L196 201V203L200 204V205H197V206H200V207H199V210L201 209L202 212H201L200 217H198V216H199V215L197 214L198 212H196V214L198 215V216H197L198 218L195 217V219H196V218L199 219V218L203 217V220H204L203 222H202V220H201L202 218L199 220V221H201L202 225H204V224L206 223V221H207V222H208V221L210 222V219H211V221L213 220L212 223H215V222H216V224H217V220H218V219L216 220V217L214 216V212L211 213V211L214 210V211L216 212V214L219 213L218 215H221V213H222L223 210H224V209L222 208L223 205H224V207H226L225 210H224V212H226L228 216H225L226 213H222V214H225V215H222V216H224V219H227L228 221L231 220V218H230L229 216H230V215H233L234 213H236V211H237V209H238V208L236 209V207H237V205H236L235 209H233V210H235V211H233L232 208H233L234 206L232 207L233 204H231V203H232V201H233L234 199H236V198L239 199V197H236V198H235V196H233L234 199L231 201V203H230L231 205H230V204H229L230 201H229L228 199H230V198L232 199V196L230 197ZM234 194H232V195H234ZM245 194H248V192L245 193ZM226 195L228 196V198H227ZM230 195H231V194H230ZM193 196H194V197H193ZM192 197H193V198H192ZM164 198H165V197H164ZM225 198H227V201L225 200ZM200 199H199V200H200ZM207 200H208V202H207ZM212 200H213V199H212ZM163 201H164V200H163ZM228 201H229V202H228ZM237 201H238V200H237ZM181 202H182V201H181ZM185 202L187 203V201H185ZM185 202L183 201V203H185ZM222 202H223V205H222ZM227 202H228V204L230 205V206L228 205L229 207H228V206H225V205H227ZM242 202H241V203H242ZM244 202H245V203H244ZM162 203H163V202H162ZM165 203L167 204V201H166V202L164 201V204H165ZM192 203H194V201H193ZM192 203H190V204L193 205ZM206 203H205V204H206ZM214 203H215V202H214ZM241 203L239 202L238 204H241ZM166 204H165V206H166ZM169 204H170V203H169ZM190 204H188V205L190 206ZM194 204H195V203H194ZM210 204H209V205H210ZM218 204H219V205H218ZM220 204H221V205H220ZM167 205H168V204H167ZM184 205H186V204H184ZM188 205H187V206H188ZM201 205H202V206H201ZM207 205H208V204H207ZM217 205H218V206H217ZM234 205H235V204H234ZM241 205H242V204H241ZM241 205H239V206L241 207ZM248 205H246V206H248ZM171 206H172V205H171ZM175 206H176V205H175ZM175 206H174V208H175ZM197 206H195V207H197ZM205 206H206V205H205ZM246 206H245V207H246ZM177 207H178V206H177ZM177 207H176V208H177ZM227 207H228V208H227ZM230 207H232V208H230ZM243 207H244V206H243ZM178 208H180V207H178ZM181 208H182V207H181ZM190 208H191V207H190ZM209 208H211V209H209ZM229 208H230L231 210H230ZM193 209H196V208H193ZM208 209H209V210H208ZM212 209H213V210H212ZM220 209H221V210H220ZM222 209H223V210H222ZM226 209H227V210H226ZM164 210H165V209H164ZM168 210H172L171 212H172V214H173V210H174L173 208H172V209H168ZM168 210H166V211L168 212ZM175 210H177V209H175ZM181 210H182V211H181ZM181 210H180V211H181L183 214H182L181 212H180V213H181V214H180V213L177 211L178 214H179V215H177L176 211H174V212H175V214H176L177 216H181V217H179V218H181V220H184V219H185V216H187L188 212L185 211V212H186V215H185V214H184V210H183V209H181ZM196 210H198V208H197ZM199 210H198V211H199ZM228 210H229V211H228ZM241 210H242V208H241ZM190 211H191V210H190ZM194 211H195V210H194ZM209 211H210V212H209ZM203 212H204V213H203ZM231 212H233V213H231ZM242 212H243V211H242ZM163 213H164V212H163ZM199 213H200V212H199ZM229 213H230V214H229ZM238 213H239V212H238ZM170 214H171V213H170ZM192 214H193V213H192ZM196 214H194V215H196ZM203 214H204L205 216H204ZM206 214H207V213H206ZM211 214H212V216L215 218V222H214V219H212ZM239 214H240V213H239ZM168 215H169V214H168ZM168 215L166 214V217H167ZM182 215H184V217H183ZM236 215H237V214H236ZM171 216H172V215H171ZM177 216H176V218L179 220V218H178ZM189 216H190V215H189ZM216 216H217V215H216ZM222 216H220V217L222 218ZM204 217H206L205 219H207V217H208V218L211 217V218H210L209 220H206V221H205ZM218 217H219V216H218ZM227 217H229L230 219H228ZM236 217H235V218H234V216L232 217V218H234V222H236V221L238 220V219L236 220ZM169 218H170V216H169ZM182 218H183V219H182ZM190 218H191V217H190ZM221 218H219V219H221ZM167 219H168V218H167ZM170 219H171V218H170ZM188 219H189V218H188ZM222 219H223V218H222ZM222 219H221V220H222ZM165 220H166V219H165ZM190 220H191V219H190ZM190 220H185V222H183V224H185V223L187 224V223H188V225H189V224L191 225V223H193V222H191V223H190V222H186V221H190ZM227 220H223V221H224V222L222 221L223 223H221V221L218 220L221 224H224V225H220V223L217 224V225H216V224H213L214 226H216V228H214V229H216L215 231H217V233H218L219 235H220V232H224V233H225V234H224L225 236H226V234H229V233L231 234V232L227 229V228H229V227L225 225V222H226ZM235 220H236V221H235ZM239 220H238V221H239ZM192 221H194V223H195V221H198V220H192ZM231 221H233V220H231ZM231 221H230V222H231ZM241 221H239V222H241ZM181 222H182V221H181ZM204 222H205V223H204ZM209 222H208V223H209ZM194 223H193V226H194V225L196 226V224H194ZM199 223H200V222H199ZM201 223H200V224H201ZM203 223H204V224H203ZM210 223H211V222H210ZM212 223H211V224H212ZM178 224H179V223H178ZM181 224H182V223H181ZM181 224H179V225L181 226V227H179V228H180V229L182 228V231H186V230L190 229V228H189L190 225H189V226L187 227L186 230H183V229H185V228H183V227H182L183 224H182V225H181ZM197 224H198V223H197ZM200 224H199V225H200ZM238 224H239V225H238ZM173 225H174V224H173ZM179 225H178V226H179ZM199 225H197L196 227H198ZM207 225H208V224L206 223L204 227H206ZM183 226H184V225H183ZM191 226H192V225H191ZM208 226H209V228L206 227V228H207V232H208V231H211V229H212L211 225H208ZM214 226H213V227H214ZM185 227H186V226H185ZM202 227H203V226L199 227V229H200V228H201V229H204V228H202ZM232 227H231L230 229H232ZM242 227H243V228H242ZM191 228H192V227H191ZM206 228H205V234H207V233H206ZM193 229H194V228H193ZM199 229L196 228V230H191L192 232H191V231H188V232H190V233H193V232H194V234H195V233L198 234V232H195V231H197V230L199 231ZM201 229H200V230H201ZM209 229H210V230H209ZM233 229H232V230H233ZM244 229H243V230H244ZM232 230H231V231H232ZM236 230H238V229H235L234 231H236ZM243 230H241L240 232H242ZM245 230H244V231H245ZM178 231H180V230H178ZM201 231L203 232V230H201ZM213 231H214V230H213ZM238 231H239V230H238ZM238 231H237V232H238ZM199 232H200V231H199ZM202 232H201V234H202ZM211 232H212V231H211ZM178 233H181V232H178ZM184 233H186V232H184ZM214 233H215V232H214ZM214 233H213V234H214ZM186 234H187V233H186ZM199 234H200V233H199ZM211 234H212V233H211ZM218 234H217V235H218ZM233 234H236V232L233 233ZM233 234H231L232 237L234 236ZM239 234H240V233H239ZM239 234H238V235H239ZM190 235H191V234H190ZM192 235H193V234H192ZM202 235H204V232H203ZM209 235H210V232L207 234V236L209 237ZM221 235H222V236H221ZM221 235L218 236V237H222V238L224 239V238H225L224 235H223L222 233H221ZM231 235H230V236H226L227 238H225V241L228 240L229 238H230L229 240H231V238H232ZM238 235H237V234L235 235V240H236V238H237ZM193 236H194V235H193ZM193 236H192V239H193ZM204 236H205V235H204ZM212 236H213V235H212ZM239 236L241 237V235H239ZM239 236H238V237H239ZM214 237H215V236H214ZM228 237H229V238H228ZM240 237H239V239H241ZM244 237H243V238H244ZM179 238H180V237H179ZM186 238H187V237H185V239H186ZM243 238H242V239H243ZM180 239H181V238H180ZM189 239H191V238H189ZM189 239H188V242L192 240V239H191V240H189ZM204 239H205V238H204ZM215 239H216V237H215ZM239 239H237V241H238ZM194 240H195V239H194ZM211 240L213 241V238H212V237H211ZM217 240H218V239H216V241H213V243L215 242L214 245H218V244H219L220 239H219V241H217ZM229 240H228V241H229ZM195 241H196V240H195ZM201 241H203V240H201ZM205 241H206V239H205ZM232 241H233V240H232ZM237 241H236V242H237ZM184 242H185V241H184ZM186 242H187V241H186ZM186 242H185V243H186ZM216 242H218V243H216ZM220 242H222V240H221ZM203 243H205V242L203 241ZM222 243H224V241H223ZM222 243H221V244H222ZM226 243H228V242L226 241ZM229 243L231 244V242H229ZM229 243H228L227 245H229ZM191 244H192V243H191ZM194 244H195V243H194ZM210 244H211V243H210ZM210 244H209V245H210ZM232 244H235L234 241H233ZM192 245H193V244H192ZM209 245H208V247H209ZM214 245L212 244V247H213V248L211 247L212 249H214ZM227 245L225 244V246H224V245L222 244V245H219V246H220V247L223 246V247L226 248V249H227V248L230 249V247H227ZM237 245H232V246L235 247V246H237ZM243 245H242V246H243ZM229 246H230V245H229ZM239 246H241V245H239ZM239 246H238V247H239ZM242 246L239 247L237 250L241 249ZM215 247H218V246H215ZM220 247H218V248H219L218 250H220ZM223 247H221V249H222ZM244 247H243V248H244ZM189 248H190V247H189ZM191 248H192V247H191ZM235 248H236V247H235ZM235 248H234V250H236ZM246 248H247V249H246ZM216 249H217V248H216ZM229 249H227L226 251H225V250H224V251H221V252L219 251V253H220V255H221L222 252H223L222 254H224V253L226 252V253H225V257H226V255L228 256V254H229V255L232 254V255H231V256H233L232 261H234V258H235L234 253H236V252L231 251V250H232V247H231L230 252H234V253H230V252L228 251ZM208 250H209V249H207V251H208ZM241 250L244 251V249H241ZM227 251H228L229 253H228ZM210 252H211V250H210ZM215 252H216V251L213 250V253H215ZM240 252H242V251H240ZM253 252H254V255H253ZM205 253H206V252H205ZM217 253H218V252H217ZM217 253H215V255H216ZM227 253H228V254H227ZM237 253H238V251H237ZM237 253H236V254H237ZM206 254H207V253H206ZM210 254H211V253H210ZM210 254H208V255H210ZM203 255H204V254H203ZM217 255H218V254H217ZM222 256H224V255H222ZM237 256H241V255H237ZM242 256H243V255H242ZM242 256H241V257H242ZM217 257H218V256H217ZM225 257H224V258H225ZM199 258H200V257H199ZM228 258H229V257H228ZM239 258H240V257H239ZM212 259H213V258H212ZM218 259H219V258H218ZM236 259H237V258H236ZM240 259H242V258H240ZM204 260H205V259H204ZM237 260H238V261H241V260H239V259H237ZM237 260H235L233 263H235ZM238 261H237V263H235V264H239ZM199 262H200V261H199ZM210 262H212V261L210 260ZM226 262H227V261H226ZM228 263H232L230 259H229ZM220 264H221V263H220ZM248 264H249V263H248Z\"/></svg>", "mask_w": 264, "mask_h": 264}]
</instances>
